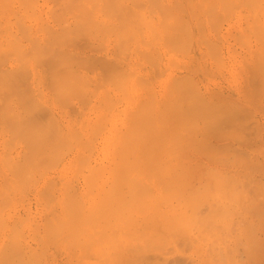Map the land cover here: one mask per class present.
Wrapping results in <instances>:
<instances>
[{"label":"rangeland","instance_id":"1","mask_svg":"<svg viewBox=\"0 0 264 264\" xmlns=\"http://www.w3.org/2000/svg\"><path fill=\"white\" fill-rule=\"evenodd\" d=\"M9 1L10 2H8L6 0H4V1L2 0L0 2V22H1L0 23V46L3 45L2 49L5 50L4 52L1 51L2 53L0 52V85H1L0 86V88H1L0 89V99H1L0 100V111L3 110L4 106L6 107V108L4 107L5 112L3 110L0 113L3 112V114L4 113H5V115L7 114L6 115L7 118H5V119H3V117L5 116L3 114H2L3 115L2 118L0 117V122H1L0 123V193H1L0 194V202L3 200L2 204L0 203V205L3 206V207L0 206V220H4L3 222L2 221L0 222L1 223L0 226H4L6 224H9L11 226V223H12V221L14 223V220H15V222H16V220H19V221L24 220L22 222L20 221L21 225L18 223L19 221L16 222L19 224V226H18V224L17 225L15 224V225L17 226L18 230L20 228L23 231V233H25V240L23 239V236H19L21 233H18L19 235L17 234V232L15 231L16 228L14 229V227L9 226V228H13V230L16 232V233H14L16 236L21 237L19 239H17V237H15V239H14V237H13L14 234L12 235V233L14 231L11 229V231H12L11 232L10 229L7 228L8 225H6L7 227L4 228L5 229L4 231L1 230V229H3V227H1L0 232L2 231V234L0 233V251H3L4 250L3 248H5V253H4V251L0 252V258H1V256L3 257L1 260L7 259L9 261L14 260L17 262L19 260L18 257L19 256L21 257L22 254L21 255L17 254L18 255L17 256L16 253H21V252H23L22 250H24V253L26 252L27 254H23L24 255L23 258L27 259L31 256V255H28L29 253L30 254L34 253L33 256L36 254L35 256L37 257V258L34 257V258H36L35 263L38 262L39 264H78V263L79 264H86V263H84V261L88 262L87 260H91V262L89 261L88 264H91V263L92 264H94V263H97V264H99V263L100 264L101 263L102 264H264V68L262 69V67H264V64H262L263 63L262 61H264V52L261 53L262 49L264 50V45H262V43L260 42V41L264 40V29L262 28V27H264V18H263L264 9L261 6V5H263V7H264V0H263V3H262V1L260 2V0H257L260 2L261 5L256 4L259 2H257L256 0H253V2L255 1L256 3L255 2L253 3V6H255V7L252 6L251 9L248 8L249 7L248 6L249 0H246L247 2H245L243 0L242 1L243 4H241L239 2L240 0H234V2H232L233 0H231L230 2H232V5H230V7H233V8H228L229 5H225V3L227 2L226 0H224V1L222 0L224 2V5L222 4V2H220L221 0L220 1L214 0V2L216 1L215 2L216 7L214 8V11L215 12L217 11V13L219 12L221 15H223L222 18H220V20H218V18H216V16H214V15H213L214 18L213 17L210 18L212 16V13L214 14V11L211 12L214 5L213 4L210 5L209 3H211L213 0H205V1H201V0H186V1L185 0H157V1L156 0H149V1L143 0V5H142L141 0H133V1L132 0H119V2L117 0H115V2L113 4H112V2L110 3V0H108V1L105 0V2L107 1V5H108V3H110V6L112 5L111 8L109 6L107 9H106V5H105L106 3H104V0H97L98 1L97 3H99L100 5L97 4L96 1H94L95 3H93V1H92V3L95 4V8H94V6H92L91 2H87L89 0H82L83 4L82 5L78 4L79 7L77 6V9L74 7H75V5H77V3L81 2V0H79L77 3L75 0H73V1H75L74 5L70 1V3L73 6L72 7L73 8L72 9L73 14L74 13H82L81 8H83V10H85L87 8H88V11L91 10L92 16L95 19L92 16H89V18L92 17L94 19V21L96 22L95 23L93 21V24H95V29L98 28V30H97L98 32L94 29V27L92 29V28H90V26L86 25L84 20L86 19V17H88V15H87V13H84V12H83L84 15L81 14L80 16L83 17V16H85V14L87 16L83 17L84 20L80 18L79 22L81 23V25H80V23H78L79 25L74 26L75 28L74 27L73 28L68 27L69 25H67L68 24L67 22H69V21H70L69 22L70 26H73L74 22L72 23V21H74L73 20L74 17L71 15L72 13L66 12L65 7H62V5H65L64 2L61 3V1H63V0H61L60 2H58L59 0H57V1H55V0H53V1L52 0H37L36 4L33 3L31 5L32 7L29 4V6H30L29 8L26 5L28 3L22 4V3H20L21 1H19V0L18 1L12 0V4H13L12 5V4H10L11 0H9ZM22 1L24 2V0H22ZM112 1H114V0H112ZM116 1L118 2V4H115V3H117ZM136 1H137V3L136 4L134 3L135 5L131 4L132 2H136ZM26 2L31 3V2H33V0L32 1L28 0ZM56 2L62 4V5H60L61 9L65 8L64 12L66 14L65 16L67 18V22L65 21V24H64L63 22L66 19H64L63 21H62V19H60L61 20V21L59 20L60 23H63L62 26H60L61 24L57 23L58 21L54 22L55 19L52 20L53 15L54 14L56 15V13L59 12V9L57 8L58 11L56 10L57 12H54L53 15H51V11L52 10L54 11V9H52L51 7L56 9V7H57ZM65 2H66V0H65ZM207 2H208V4H207ZM2 3H3V5H5V4L6 5L10 4V5H8L7 7L5 5L6 8L3 7L4 9H2L1 8L3 6ZM18 3L20 5V7L18 6ZM84 3H85L87 8H84L85 7ZM154 3H156V5ZM233 3H235V5H233ZM244 3H247V4H244ZM250 3H252L251 0H250ZM54 4H56L55 5L56 7L53 6ZM149 4H151V5H149ZM152 4H154V5L152 6ZM161 4H163L165 7ZM190 4L192 7L190 6ZM23 5H26L27 7L23 6ZM80 5H81V8H80ZM104 5H105V12H107L106 10L109 11V16H108V12L106 13V15L104 14L105 12L103 13L104 7H102V6H104ZM114 5L115 6L118 5L117 6L118 8L120 7L119 5H121V6H123L121 8V10H123V8H125V9L123 10V12L120 10L121 14H118V13H120V12H118L119 9L114 7ZM124 5H125V7H124ZM127 5L130 7H128ZM208 5L211 6V8H209V9H211L210 11H207ZM33 6L35 7V9L33 8ZM141 6L143 7L144 10H142ZM148 6H151V7H148ZM202 6H203V10H202ZM259 6H261L260 8H262L263 13H262V11H260V12L258 11V10H260ZM11 7H13L12 9H14V11H12V12H11V10H12ZM23 7L28 8V11L25 9V12H24ZM68 7H70V6H68ZM113 7H114V9L117 10V13L115 12V10H113ZM158 7H160V8H158ZM223 7H225V8L223 9ZM31 8H32V10H31ZM152 8H154V9H152ZM180 8H183V9H180ZM221 8H222V10H221ZM5 9H7V10H5ZM69 9H71V8H69ZM111 9L114 11V13H116L118 15L117 16L115 14L113 15V12L111 11ZM130 9H133V10H130ZM150 9H152V11H150ZM158 9H160V10H158ZM168 9H170L171 12L173 11V14L178 15L177 17L180 19L179 20L176 19V20H178L179 22L180 21L182 22L183 20L185 21L188 19L186 21V24H185V22L184 23L182 22V24L183 25L188 24L187 27H189L190 28L189 30H191V31L189 32V30H188L187 32L191 33L190 34L192 36L191 40H190V38H191L190 35H189L190 38L186 37L188 34H186L185 32H186V29H188V28L185 26L186 27L185 32L182 31L180 29L182 26L179 25V22H177L174 19L175 15L172 16L173 14H171L172 17L169 18L170 17V15H169L170 11ZM218 9H219V11H218ZM2 10H5L6 12L5 11L2 12ZM74 10H75V12H74ZM77 10H79L81 12H78ZM128 10L131 14L128 13ZM163 10H165L164 12L167 15H165L164 12H161ZM194 10L197 11V14ZM205 10L207 12H205ZM224 10L225 11L228 10L227 13L228 12L229 13L227 14ZM30 11H32V13L35 12L34 13L35 15H33L31 13L32 17L31 16L28 17L30 15ZM193 11L195 12V14ZM28 12H29V14H28ZM110 12H111L112 16L110 15ZM24 13H25V15H24ZM122 13H124V16L127 20H128V17L130 19L131 16L132 17L135 16L137 18V20L134 17L135 21H132L131 23H129V25H127V27L125 25H123L126 28H122L120 25L118 26V24H121V22L119 23V21H118L119 18H121V17H118V16H123ZM127 13H128V17H127ZM256 13H258L257 15L259 17L258 16L257 17L259 19H257ZM132 14H134V15H132ZM149 14H150V18H151V16L153 18V19L151 18V21H150L151 23L147 22L148 21L147 19L149 18ZM245 14H247L248 16ZM15 15L16 16L19 15V20L16 18ZM55 15H54V18L56 17ZM143 15L145 16V18ZM198 15H199V17H195ZM207 15H209V16H207ZM221 15H220V17H221ZM250 15L255 21L257 19L258 22L256 21L257 22L256 24L259 26L260 30L257 29L258 26L255 24V22L253 23V19L250 17ZM38 16H40V19L38 18ZM58 16H60V15H58ZM166 16L169 19H167ZM181 16H182V18H181ZM244 16H245V19L247 18V21H245ZM20 17H22V18H20ZM41 17H43L45 20H41V19H43ZM116 17H118V18H116ZM208 17L210 19H212V21L209 20ZM255 17H256V19H255ZM15 18H16L17 22L15 21ZM59 18H61V17H58L57 19H59ZM123 18L124 17H122L121 20ZM138 18H139V20H138ZM150 18H149V20H150ZM196 18H198V20L200 19V21H201L200 24H198L199 21H196L197 20ZM68 19H69V21H68ZM98 19H99V21H98ZM164 19L167 20V21L165 20V23H164ZM9 20L11 21L10 23L8 22ZM40 20L42 21V25H40V22H41ZM87 20L89 21L90 19H87ZM130 20H133V18H131ZM221 20H222V22H221L222 25L220 24ZM250 20H252V22ZM45 21L47 23H45ZM76 21H75V24H76ZM110 21H111V23H108ZM124 21H126V20H124ZM136 21H137V24H133ZM141 21L142 22L144 21L145 23L143 22V24H142ZM209 21L210 22L216 21L217 24L209 23ZM260 21H261L262 27L259 25ZM18 22H19V24H17ZM20 22H22L26 27L23 26L21 23L23 28L20 29V27H19V26H21ZM82 22H83V24H82ZM101 22H103L105 24H103ZM172 22L176 23V25ZM84 23H85V26H88L86 28H88V30H90L89 32H93L92 34H94V32H95V34H97L100 37H98L96 35L98 38L95 36L93 39V36L90 33H89V35L84 34L87 36H82L83 33H88V32H86V30L85 31L82 30V29H86V28H84L85 26H83ZM148 23L150 24V26L147 25ZM168 23L172 24V26H169L170 24H168ZM201 23L203 24L204 28L202 27ZM218 23L221 26L218 25ZM44 24L49 25L48 30L54 29V30H58L60 33L58 31H56L57 33H55L54 30L53 31L49 30V33H48V31L45 30L48 26L45 27ZM57 24H59V25H57ZM111 24L117 25L116 28H115V26H113V31L116 34H118V36L110 29H108V31L109 30H110L109 32L112 31L111 33H109L107 30H105V31H107V34L103 33L104 30L102 31V28L104 29V27L106 25H109V26H106L105 28H107V27L110 28ZM166 24H168V25H166ZM210 24H213V25H210ZM244 24H246V25H244ZM247 24L249 25V28L251 27L250 29H248ZM90 25H91V23H90ZM131 25H132V27H131ZM214 25L216 26L215 27L216 29L218 28L217 26L221 27V28H219L220 30H218L219 32L217 31L218 33L215 32L216 30L214 28ZM243 25L245 27H243ZM38 26L40 27V29L38 28ZM59 26H60V29H59ZM81 26H83V28ZM96 26H98V27H96ZM136 26H137V28H136ZM139 26L140 27L142 26V28H140ZM174 26L176 28L178 27L177 28L178 30ZM179 26H180V28H179ZM212 26H213V28H212ZM24 27H25V30H24ZM76 27L79 29L77 30ZM155 27H156V30H155ZM159 27H161V28H159ZM68 28H70V29H68ZM71 28L73 30H75L76 32L75 31L73 32V30ZM133 28H136L137 30L142 29L143 33L140 34L142 31L139 30V31H137V34H135L136 31ZM150 28H152V30ZM201 28H203V29H201ZM244 28L247 29L246 30L247 32L244 31L245 30ZM26 30H27V32H25V34H24V31H26ZM38 30H42V31L38 32ZM173 30H175V31H173ZM176 30H177V33H176ZM201 30L202 31L204 30V33H202ZM50 31L52 32V35H53V33H55L54 34L55 37L53 36L54 38H52ZM100 31L102 33H100ZM118 31L121 33L120 36H122L123 39H124V37H126V38L128 37L125 35V33L127 35L128 34L129 35L134 34V35H132L133 38L130 36V39H129L130 41H127L128 40V38H127V40L124 39L125 41L123 40V42H122V41H120L122 39H119L120 36H119ZM152 31L153 32L155 31L154 32L155 34L152 33ZM233 31L236 33L235 35L233 34L234 33ZM252 31H253V33H252ZM61 32H62V34H61ZM71 32H73V33H71ZM77 32L82 33V34L77 35ZM172 32H173V34H172ZM178 32L180 34L182 33L183 36L182 35L179 36ZM258 32H260V33L263 32V33L258 34ZM64 33H65V35H64ZM67 33H68V36H70V37L67 36ZM164 33H166V34H164ZM229 33L232 34V35L230 34V36H232V37L229 36ZM239 33L241 35L243 34L245 36V37L244 36L241 37V35H240L239 38H241L242 42H243V40H246L247 35L250 36V39H249L250 42H247L248 39H247V41H245L247 45H243V44H245V42H243V44H241L240 41H237L239 38L237 39V38L233 37V35L235 37H237L236 36L237 34L239 36ZM13 34H15V35H13ZM152 34H154V36H152ZM201 34L203 35V37H201L202 36ZM217 34H218V36H217ZM24 35H26V36L24 37ZM63 35H64V38H63ZM74 35H75V37H74ZM155 35L157 38L155 37ZM170 35H173V36H170ZM205 35L208 39L205 37ZM66 36H67V38H66ZM159 36H160V38H159ZM169 36L171 39L169 38ZM28 37H30V38H28ZM56 37H58V38H56ZM71 37L76 39V41ZM85 37L87 39H85ZM142 37H143V39H145L148 42L143 40ZM174 37H176V38H174ZM6 38H8V40H6ZM15 38H17L18 40L17 39L15 40ZM34 38L35 39L37 38L38 42H37V40H36V42L39 43L40 46L42 44L48 46L49 43H47V42L53 43V44H50L51 47L49 45V48H52V50L55 52L52 53L51 49L49 50L48 47H44L43 45H42V48L44 47L43 50L41 49V47L39 45L35 46L36 42H34L35 41ZM61 38H63V40ZM152 38H153V40H152ZM184 38H187L186 39L187 41L186 40L183 41ZM202 38L205 39V41L202 40ZM255 38H258V39L256 40ZM9 39L14 43L19 41V42H21V45H23V46H21V45L16 46L15 45L12 47L8 43V41L10 42ZM32 39H34V41H32ZM158 39H160V40H158ZM206 39L208 41H210V44H211V41H212V43L215 41L214 43H215L216 48H217L216 45L219 44L218 46L220 48L218 47L217 49H220V54L214 53V51L216 49L212 50L215 55L216 54L218 55V56L216 55L215 58H212V57H214V55L212 54L211 50H210L211 51L210 53L213 56L211 55V57H210V55L208 54L209 53L208 52L209 46H208V44H206V41H207ZM51 40L52 41L54 40V41L52 42ZM91 40L93 42H91ZM157 40H158V42H156ZM166 40L168 41V43L166 42ZM188 40H190L191 42ZM199 40H200V42H199ZM258 40H260V41H258ZM56 41L57 42L61 41V42L57 43ZM62 41L63 42L69 41V42H67L65 44ZM70 41H71V43H70ZM77 41H78V43H76ZM185 41L187 43H189V42L191 43V45H189L190 48H188V50L186 49L187 44ZM32 42H33L35 47L32 45ZM55 42L57 44H54ZM120 42H122V43L120 44ZM154 42L157 44H155ZM164 42H165V44H164ZM183 42H185V43H183ZM72 43H74V44H72ZM79 43H81V44H83V46L84 45L85 46L81 47V49L79 47H76L78 45L82 46ZM148 43L149 44L153 43V44L149 45ZM162 43H163V45H162ZM91 44L92 45L94 44L93 45L94 47L92 46V48H91ZM116 44H118V46L122 45V47L121 48L119 47V49H118L116 47ZM178 44H179V46H178ZM57 45L58 46L60 45V46L58 47ZM70 45H71V47H70ZM96 45H97V47H96ZM164 45H166V46L169 45L168 46L169 49L167 47H165ZM128 46H130V48ZM181 46H182V48H181ZM56 47H58V48L56 49ZM66 47H67L66 53L68 55H70L71 52L72 53L74 52L73 54L75 57L74 56H73L74 58L71 57L72 53H71L70 57L73 58V60L76 59L75 60L76 63H78L80 61L81 57H83L81 59L84 60L82 62H87L90 59L93 60V61L90 60L91 62H88V66H86L87 65L86 64V65H84V67H82L83 65L78 66L77 64L72 62L73 64L71 63L72 65L69 64V66L75 67V69H73V71L74 70H76L77 72L79 71L80 74H79V72L77 73L76 71L74 74H70L71 69H69L70 72L67 74V75L70 74L68 77L73 76L75 79L78 76V78H80L79 80L81 82H83V80L81 78H83V77H84V79L86 78L84 82H86L88 86H86V83L84 84V82H83L84 85L81 82H77L76 81L78 79L77 78L76 80H74L76 82L73 84V88H71L72 90L75 89L74 85L76 84L75 86H77L78 83H79L78 87H80V86L83 87V89L80 88L79 91H80V93L83 92L82 90H84V92L86 91L85 94L87 95V97L85 95H83V97L85 96L84 99L87 101V103H85V104H81L83 101H85L82 97L80 98L82 100V102L80 99H78L79 97H75V96L80 95V93L79 94L77 93L78 95L73 96L74 93L72 91H68V90H70L68 88L72 87V86H70V84H72L73 82L68 84L70 87L63 86L64 87V89H63L61 87L65 81L62 80L63 83H61L60 82L61 77L59 79L56 78V79H58V83H57L56 79L52 80V78H54V76H56L54 74L59 75V73H57V72H59V69H60V72L63 71V69H64V72L68 70V69H66V68H68V64H67L68 61L66 59L68 55L66 53H64L65 51H63L66 49ZM115 47H116V49H115ZM152 47L155 48L154 49L155 51L158 50L157 53L155 51L150 50V49H153ZM210 47L213 48V44H212V46L210 45ZM136 48H137L138 52L135 53V51H137ZM156 48H158V49H156ZM178 48H181V49H178ZM48 50H49V52H48ZM57 50H59L58 55H56ZM140 50H141V52H140ZM143 50L144 51L146 50V51L143 52ZM185 50H187V52H185ZM43 51H46V53L44 52V54H46V55L43 54ZM60 51H62V52H60ZM149 51L151 52V54ZM59 52H60V54H59ZM139 52H140V54H139ZM158 52H160V53H158ZM47 54H49L48 55L49 58L47 57V59H46L45 56H47ZM147 54H149V56ZM157 54H158V56H157ZM41 55H43V57ZM54 55H56V56H54ZM85 55L88 57H86ZM63 56H64V58L66 57L65 58L66 60L63 58ZM120 56H122V57H120ZM150 56H152L153 58ZM219 56H221V57H219ZM147 57L149 58V60L152 59V61L153 60L155 61V62L153 61V63H154L153 65H152V63L150 64L151 60L149 61ZM216 57H218L219 61L221 60L224 63H221V61H220L221 64L219 65V61L216 59ZM53 58H55L54 61H53ZM59 58H61L62 60L64 59L65 61L64 60L62 61ZM146 58H147V61H146ZM41 59H43V61H45V63H41L42 62ZM49 59H52V61ZM77 59H79V60H77ZM100 59L101 60L104 59L106 61L102 60V65H101ZM107 59L110 61L112 59L113 60L110 62L111 64L110 63L108 64V66L110 65V68L106 67L108 70L106 73V68H103L104 70L102 71L100 66L103 67L104 66L103 64L108 61ZM172 59H174V60L172 61ZM215 59H216V61H214ZM46 60H47V62H46ZM57 60H58V62H57ZM69 60H70L69 62L72 61V59H69ZM94 61H96V64H93ZM174 61L176 63H173ZM49 62H50V64H52L51 62L54 63V65L52 64L53 66L51 65L52 69H50L51 67H50ZM62 62H63V64L66 63V64H64L66 66H64L62 64ZM121 62H123V65ZM125 63H126V65H125ZM172 63L175 66H173ZM41 64H44V65L42 66ZM114 64L115 65L119 64L121 67H123V69L121 68L122 70H120L119 66L117 68L114 67L115 68V72H114V69L111 67V66H115ZM155 64H157V65H155ZM176 64L179 66L176 67ZM182 64H183V66L181 67ZM222 64H224V65L221 66ZM246 64H247V66H246ZM259 64H260V66H259ZM92 65H94V67H91ZM197 65L198 66L200 65L199 68ZM248 65L250 66L251 69L249 68ZM41 66L43 67V70H44L45 66H46L45 68H47V67H50V68H47V70L44 71L45 73H43L42 68H40ZM77 66L79 67V69ZM85 66H86V68L87 67L88 68L90 67L91 69L93 68V71H91L90 68L89 69L87 68L88 70H86ZM105 66H107V64ZM142 66H145L146 68L142 67ZM214 66H216V67H214ZM61 68H63V69H61ZM238 68H240V69H238ZM53 69H54V71H53ZM118 69H119V72L123 71L125 73L127 71V75L129 74L128 79H127V76L125 78L123 77L124 79H127L126 80L127 81L126 87H128V88H126V89L124 87L125 83L122 82V81H125L122 78V76L123 75L125 76V74L122 75V72H120V74H119ZM259 70H261V71H259ZM128 71H130V73L132 75L130 73H128ZM251 71L253 72L252 74H250ZM101 72H104V73H101ZM108 72H110L109 73L110 77L104 75V74L107 75ZM116 72L118 74H116ZM155 72L156 73L158 72V74H155ZM238 72H240V73L238 74ZM262 72H263V74H262ZM14 73H16L17 75H15ZM254 73H256V75ZM258 73L260 75L259 77L257 75ZM12 74L15 75L16 79L14 78V80H13L12 77L14 75L11 77ZM45 74H48V75H45ZM64 74H66V73H64ZM64 74H63V76H64ZM75 74H76V76H75ZM248 74L250 75V78H252V79L249 80ZM50 75H51V78L49 80ZM60 75L62 76V74H60ZM120 75H122V76H120ZM184 75H190L191 79H193V81H194V82L192 81V85H190L191 81H189L191 79L187 80L188 77L186 79ZM9 76L11 77V79ZM46 76H48V78H46ZM103 76H105V77H103ZM129 76L131 78H129ZM173 76H174V78H176L177 76L178 77L180 76V78L182 77L180 79L182 82H180V80H178L179 78L174 79ZM255 76H257V77H255ZM68 77L64 80H66V81L69 80ZM183 77L185 80H187L189 82L190 86L187 85L188 82L187 81L185 82ZM106 78H108V79L111 78V81L107 80L110 83H107ZM136 78L137 79L141 78V79L136 80ZM258 78H259V80H257ZM5 79H7V80L9 79L8 83L12 84V82H13L14 85H17L16 87H18V88H16V90L18 89L21 93L20 95H18L19 93L17 94V92H18V90H17V92H16V94L18 96L17 98L19 99L22 95L21 98L23 100L20 99V102L21 101L24 102V99H25V103H23V102H22V104L20 103L21 105H23V107H21L19 104H17V103H19V100L17 101L16 94H15V97L11 96L12 94L10 95V97H7V95H9L10 93H15V91L10 90L11 92L9 94H7L8 92L3 90L4 86L9 85V84L7 85V83H5V82H7V80L5 81ZM116 79H118L120 81L122 79V81L120 83H123L124 86H122V84L120 85V83ZM172 79H174L173 84H175L176 80H177V84H175L177 86L172 85ZM200 79H201V81H200ZM15 80H17L16 81L17 83L14 82ZM18 80H20V82ZM70 80H72L71 77H70ZM103 80L107 84L104 83ZM113 80H116L117 82L115 83V81L113 82ZM146 80H148V82ZM253 80L257 83H255ZM52 81L55 83L53 84ZM137 81L141 82L142 84L140 83V85H139ZM251 81H253V83H254L253 87H252V85H250V84H252ZM260 81L262 82L261 84H260ZM68 82L69 81H67V83ZM88 82H89V84H88ZM149 82L151 85H153L152 87L155 88L154 90L152 88V91L153 92L155 91L154 100L151 98V97H153V95H152L153 92L148 94L149 92L147 93V90L144 91L145 90L144 88L147 85H148L147 86L148 90H151V88L149 89V87L151 85L149 86V84H147ZM56 83L58 86L56 85ZM67 83H64V84L67 85ZM101 83H102V85H100ZM178 83H179V85H178ZM180 83H182V84H180ZM194 83H195V85L199 86L200 91L196 90L197 86L194 87V89L192 88ZM19 84H21L22 86H19ZM48 84L52 85V86L50 85L51 88L57 87L58 91L60 90L59 88H61V90L63 89L64 92L66 91L65 89H67V92H72L73 95L71 93H69V94H71V96L73 98V100L71 99V101H73L74 103H69L70 102L69 100H68V102H66L65 100L68 97L65 96L66 97V99H65V97L63 95V96H61V99L64 98V100H62L61 103L64 104L63 103V101H64L65 105L58 104V103H60L61 99L58 100V97H55V94H56L55 92L57 90H55L56 88L55 89L53 88V90L50 89V86ZM90 84H91V86H90ZM95 84L97 86H98V84L100 85V86H98V88H96L97 89L96 91L94 88V87H96ZM145 84H147V85L145 86ZM262 84H263V86H262ZM93 85H95V86L93 87ZM113 85H115V86L113 87ZM142 85L144 88L142 87ZM181 86H183V87H181ZM258 86H260L259 87L260 89L257 90ZM13 87H15V86H13ZM78 87H77V89H78ZM119 87H124L123 89H125L128 93L125 91V93L123 94L121 91L122 88L120 89ZM174 87L178 88V89H176L177 93H176V90L174 89ZM39 88H40V90H39ZM117 88H119V89H117ZM185 88L188 89V91ZM190 88H191V90H190ZM10 89H12V88H10ZM22 89L27 90V91H23ZM168 89L169 90L172 89V92L171 93L169 92L170 95H169V93H167V91H169ZM183 89H184V91H183ZM51 90H52V92H51ZM179 90L181 92L183 91L182 94L187 92L186 93L187 95L184 94L185 95L184 96L181 94L182 95L181 96L179 93L180 92ZM73 91H75V90H73ZM94 91L96 92V94H94ZM27 92L32 97L35 98V101H37L36 103H39V105H41V107H40L41 109H42V104L44 105L43 107H45V108H43L42 110L39 109V110H41V112L43 110L46 111V109L48 108L49 110L52 111L53 114H51V115L53 117H51V116L43 117L45 114H46L45 116L49 115V114H47L49 111H46V112L43 111L44 113L43 112L42 113L37 112V116H36L35 111H38V110L32 108L33 104L31 106H29V103L30 104L32 103L33 98H31V96ZM40 92L42 94H40ZM64 92L60 91V93H64ZM92 92L94 95H92ZM108 92H109V94H106ZM123 92H124V90H123ZM194 92H195V94H194ZM25 93L28 94V96H30V98L32 100L29 99L28 96L25 97V95H24ZM52 93H54V95ZM145 93H147V94H145ZM66 94H68V93H66ZM125 94L128 96H126ZM175 94H176V96H177V94L180 95V96L178 95V97H177V101L179 100L178 102H180V103H177L176 100H173V98H176ZM200 94H202V95H200ZM23 95H24V98H23ZM50 95H51V97H49ZM57 95H58V92H57ZM129 95L132 96V98ZM167 95H169V96H167ZM58 96H60V94ZM71 96H69V98ZM188 96L189 97L194 96L195 99H193L194 97L188 98ZM198 96H200V97H198ZM54 97L57 99H55ZM88 97L90 99H88ZM102 97L104 99H106L107 102ZM202 97L205 99L206 102H203ZM101 98H102V100H101ZM170 98H171V100L174 101L173 103L174 104L176 103V104L174 105L171 102V103H169V104H171L169 107H164V108L169 109V110H166V111H168L166 116L167 115L168 116L172 115V117L174 116L172 118L173 120H171V118L169 117V119L171 120V123L175 122L173 124H175L177 126H178V124H176V123H179L180 125H182L181 127L174 126L171 123L169 125V122H170L169 120L160 121L162 119L161 118L162 115H159L158 113L161 112L160 109L161 110L164 109V108H162L163 105L161 102L164 101L163 103H165V100L168 101V100H170ZM181 98L183 100L186 99L185 101H186L187 106L189 104L188 107L191 106V108L186 107V104L184 103V101L183 102L180 101ZM199 98L200 99L202 98L201 99L202 101L201 100L199 101L198 100ZM7 99H8V103L10 102V105H12L15 112L17 111L18 108L21 107V109H18V111H17V112H20L19 110H21V114L15 113L16 115L17 114L19 115V116H17L18 118L16 117V115L14 113H13L14 114L13 116L12 115L8 116L9 112L11 111L10 110L11 108H8L6 106V103H7L6 100ZM9 99H13V100L9 101ZM108 99H109V101H108ZM77 100H79V101H77ZM99 100H101V102ZM132 100H133V102H130ZM140 100L142 103H143V101L146 102L147 100H149L148 101L149 104L153 103L152 105H154V109H150L151 105L149 106V104L146 105V103H143V105H142V107L144 106L143 107L144 109L147 107H148L147 108L148 110L150 109L149 111L146 109L147 112L150 114L149 115L146 112L147 119H149V120L146 119V116H144V119H143L144 114L142 115L141 112L145 113V111L143 110V108L141 106H140L141 111L139 109L140 116L138 114V111H136V109H138L139 104L141 103ZM150 100H151V102H150ZM189 100H191V101H189ZM193 100L194 101L198 100V101L194 102ZM28 101H30V102H28ZM56 102H58V103H56ZM109 102H110V104H108ZM168 102H170V101H168ZM168 102H167V105H168ZM191 102H193V103H191ZM14 103H16L17 105ZM181 103H184V104H182L183 107L180 105ZM216 103H219V104L216 105ZM101 104L102 105L104 104L105 106H102ZM111 104H114V105H111ZM144 104L146 105V107ZM197 104H199V105L197 106ZM206 104L209 107H211V109H209V111L207 109L208 106H206ZM210 104H212V105L214 104V105L210 106ZM7 105H9V104H7ZM39 105L37 108H39ZM58 105H60V106H58ZM82 105H86V106H82ZM107 105H108V108H107ZM159 105H161V106H159ZM172 105H174V107ZM200 105H202V106H200ZM1 106H2V109H1ZM24 106L27 109L29 106V109L30 108H32V109L31 110L28 109V110L30 112L31 111H33V112L30 113L28 110H26V108ZM109 106H111L112 108ZM199 106L201 107V109ZM170 107L172 110L170 109ZM181 107H182V109H181ZM217 107L219 110L217 109ZM222 107H224L223 108L224 110H222V111H224L225 113H227V111L229 113V111H230V113L225 114L223 112V114H225V115L224 116H223V114L221 115L222 111H220V109H222ZM22 108H24V111L22 110ZM34 108H36V107L34 106ZM73 108H75V111L77 110L78 112H75ZM109 108H111V109H109ZM151 108H153V106ZM174 108H176L177 112H176V110H173ZM205 108L207 109V112H205L206 111ZM213 108H215L216 110ZM70 109H72V110H70ZM190 109H191V111H190ZM198 109L200 112L198 111ZM81 110H83V112ZM130 110L137 112L138 116L134 112L132 115L135 114L134 116H136L138 119L140 117L141 121L143 119V121L141 123L145 124L144 127L147 126L148 123H149L150 127L153 125L152 123H154V125H156V126H154L155 127L154 129H156V130H154L153 128H149V126H147L150 130V133L152 132V130L154 132V133H152L153 135L151 134V137L154 136V134H155V136H158V137L154 138L155 140L153 139V137L148 139V140H153L154 143L157 141L156 148H159V149L155 150V148L153 146V148H154V150H153L152 147L150 146L153 151H156V153L155 152L152 153L153 151L151 152L152 156L154 154V156H153L154 160L152 158V161L148 160L149 157L146 158L145 155H143V154H146L147 156L150 155L149 150H146L149 147L144 148L145 145H144V147L142 146V144H143L142 142L146 141L147 137H146V139L141 138L143 140L141 142L140 141L141 139H139V140L137 139V137H136L137 135L135 133V130H130V127L128 130V131H133L131 133L132 134L134 133L135 136H133L134 134L132 135L131 133L129 134V132L128 133L126 132V130L128 129V126H131L130 122H129L130 118L132 116V115H129V112H131ZM182 110H183V112H182ZM202 110H204L205 114L203 113ZM214 110L216 111V114L213 112ZM7 111H8V113H7ZM22 111H23V113L26 111L25 112L26 115L25 114L23 115ZM51 111H50V113H51ZM150 111H151V113H150ZM79 112H82V113H79ZM169 112H170V114H168ZM197 112H198V114H197ZM232 112H233V115L231 114ZM11 113H12V111H11ZM33 113H34V116H33ZM107 113H108V115H106V116L108 118L106 116H103ZM164 113H165V111L160 113V114H164ZM237 113H238V115H237ZM80 114H81V116H80ZM175 114L177 115L178 118L175 116ZM190 114H191V116H190ZM100 115H102L103 117H101ZM196 115L198 117H196ZM211 115L214 116L215 118H212ZM11 116H12V119L15 116L13 119L14 122L10 118ZM134 116H133V118H134ZM158 116H159V118H158ZM166 116L164 114V116H162L163 119H165ZM186 116H189V117H186ZM218 116L221 118V120L218 119L219 118ZM232 116H233V118H232ZM27 117H28V119H27ZM50 117H51L50 120H52V118H53L55 120V122L57 123V126L55 128H56V130L59 129L57 131H58L59 137L61 136L60 138L58 137V135L56 137L55 133L57 131L55 130V128L54 129L50 128V127H52V126H50V121H49ZM152 117H153V120H151ZM175 117L177 119H179V117H180V120L178 121ZM199 117L202 119H200ZM216 117H218V118H216ZM30 118H32L31 121H30ZM45 118L48 119L49 123L48 122L47 123L49 125L46 123L47 119L45 120ZM97 118H100V120H101V118L103 119L102 120L103 123H101L100 126L105 124L104 127L102 129H99V124H98V127H97L98 131H97V128L95 127L97 132L94 130L95 128H93V130L97 134L96 133L94 134L93 132H87L86 130H89V128L91 129L94 126V124L96 125L98 123L99 119H97ZM137 118L132 119V121H131L132 124L133 123H134V125L136 124L135 127L138 126L137 123L140 122V119L138 121ZM154 118H155V121H154ZM206 118H208V119H206ZM2 119H3V121H2ZM18 119H21V120H19V121H21V123L17 122ZM42 119L45 120V122L44 121L43 122L45 124H47V128H48V126H50L49 128L51 130H49V128L43 129V127L39 126L40 125L39 123L42 122L41 121ZM158 119H160V120H158ZM166 119H168V118H166ZM192 119H193V121H191ZM212 119L213 120L217 119V121L216 120L213 121ZM224 119H226L227 121ZM4 120L6 121V123H5L6 126L4 124V122H5ZM35 120H36V122H35ZM100 120H99V123H100ZM134 120H136L137 123L134 122ZM196 120L198 121V123ZM206 120H207V122H206ZM208 120H210V122ZM7 121H8V123L13 122L10 125L12 127H13V124H16V125H14L15 129H13L14 127L10 128V126L7 125ZM145 121H147V122H145ZM151 121H153V122H151ZM55 122H53V123H55ZM185 122L187 123V126L189 128L186 126H183ZM216 122H218L219 124ZM227 122H228V124H227ZM22 123L24 126L26 123V126L25 127L21 126ZM35 123L37 125L38 124L39 125L38 126L36 125L37 130L34 131V133L36 134V132H37V134H39L42 130H44V132L40 133L39 134L40 136L36 134L37 135L36 137H34L35 134L32 133V136H33V138H32L31 133L29 131L30 130L29 127L31 128V130L33 132V130L36 129V126L34 125ZM42 123H41V125H42ZM53 123H52V125H53ZM191 123H192V125L190 126ZM143 124H142V126H143ZM193 124H194V128H193ZM139 125H140V123H139ZM114 126L117 128L119 127L118 128L119 131H118V129L116 130V128H114ZM225 126H227V127H225ZM39 127H41V131L38 132V130L40 129ZM132 127L133 126H131V128ZM135 127H134V129H135ZM138 127L140 128L141 126H138ZM138 127H136V130ZM174 127H177V128H174ZM205 127L208 128V130ZM223 127H225V128H223ZM121 128H122V130L125 128V130H123V131L126 132L127 135H125L126 133L123 134V131L121 130ZM162 128L164 129V132L162 131L160 133V130ZM215 128H218V129L216 130ZM231 128H232L233 132L230 130ZM8 129L11 132H13L12 135L16 132L14 134V136L10 135V132L8 131ZM23 129H25V131H26L25 133L23 132L24 131ZM186 129H188V130H186ZM189 129L190 130L193 129V130L189 131ZM222 129L224 130L223 133H222ZM14 130H15V132H14ZM54 130L56 132H54ZM141 130L142 129H139V131H141ZM210 130H212L213 132ZM226 130H230V132H232V133H228V131H226ZM139 131H138V133H140ZM158 131L160 134H158ZM20 132H22V133H20ZM47 132H48V134H47ZM71 132H73V134L75 133V136H77L79 134L80 136L78 135L77 137L79 139H81L80 140L81 142L78 141L76 143V140L78 138L75 137ZM116 132H119V133L117 134ZM145 132H146V130H145ZM172 132H174L173 134L175 136L177 135L176 138L173 136ZM19 133L21 135L20 137H19ZM44 133L47 137V138L45 137V139L43 137V136H45V135H43ZM89 133H92L93 136ZM150 133H149V135H150ZM179 133H182V134H179ZM121 134L125 135V137H123L124 139L122 138L123 141L125 139L127 140L126 137H128V139L130 141H127V142L124 141L123 143L121 142L122 144L118 143L119 147H122L120 145H124V144L126 146V143H128L127 145H128V149H129L130 148L129 145H131L133 142L134 143V145H133L134 149H136V150L141 149L140 152L143 151L142 149L145 150V153H142L143 156L141 155L140 152H138L136 150L134 153H132L133 151L131 152V154H133L132 155L133 159H135V158L137 159L139 157V159L141 160L139 163H138L139 159L137 162H136V159L134 160L136 163H138L137 167H136L135 163L134 164L132 163L133 159L130 158V157H132L131 155H129L130 153L128 154L126 150L124 151L126 153V155L128 154V157H127L124 155L125 153H123V151H122V149L123 148L126 149L127 146L122 147L121 151H122L124 157L122 156L121 158H124V160H126L125 157L128 158V160L123 161V162L127 163V161H129V159H132V161H130V163H132L134 166V167H129L128 169H125V170H128L127 172L129 173L128 175H127V173H126V175L124 174L125 177L128 176L129 180L126 177V181L128 180L127 182H129V183L126 182V185L123 183L124 186H119V184H121L119 182L123 178L125 179V177H123V176H122L123 178L118 177L119 175L122 174L121 170L123 168L122 165L124 164V163H120L122 159L119 157V154L121 152L118 151V148H116V151H118L120 153L117 152L116 155L118 154L117 155L118 157L114 158V159L117 160V162H119L118 160H120V162H119L120 163V166H119L120 171L119 172H121V174L116 173L117 170L115 171V173H116L115 175L118 177L117 179L119 180L121 178L120 181L118 182V180H117L115 183V181H113V179H111L113 177H111V174H110L113 171L110 170V173H107V171H106L109 169H114V167L112 168V166L114 163L113 161H115L114 159H110L111 158L110 155H112V151H110V150H111V148H112V150H115V149H113L115 147V143H113L111 145V143H109V142L112 140L116 141L117 139H118L117 141H121L120 140L121 136H122ZM229 134L230 135L232 134L233 136L232 135L230 136ZM94 135H96V138ZM116 135H117V137H115ZM141 135L144 136L145 134H141ZM180 135H181V137H179ZM224 135H226L227 137ZM38 136H39V138H38ZM54 136L56 139L53 138ZM172 136L174 138H172ZM40 137L43 140L40 139ZM129 137H131L132 139H130ZM133 137L135 138V140H133L134 139ZM139 137L140 136H138V138ZM159 137L162 138L161 141H160ZM188 137H190V138H188ZM196 137H198L197 140L195 139ZM22 138H23V140H22ZM25 138H26V140L29 139V141H27L26 143H24L26 141V140H24ZM75 138H76V140H75ZM114 138H117V139L115 140ZM143 138H145V137H143ZM201 138L203 140H199ZM17 139H18V143L20 145L17 143ZM30 139H32L33 141H31ZM52 139H54L55 142ZM136 139L138 140V143H137ZM175 139L179 140V142L175 141ZM37 140H39L40 143H38L39 141L37 142ZM49 140H52L53 142L47 144V142ZM131 140H133V141L131 142ZM198 140L201 141L200 146L204 147V150L206 149L205 147L208 146L206 151H204V150L202 151L203 153H199L201 151H199L200 150V148H199L200 142ZM41 141H44V143L43 142L41 143ZM82 141H83V143H85V141L87 142V143H85V146L82 144ZM117 141H116V143H117ZM134 141H136V142H134ZM58 142H59L60 146L57 145ZM63 142H64V145L67 144L66 147L61 146V145H63ZM79 142L83 146L79 145ZM139 142H141V144H139ZM152 142L150 141L149 144L150 143L152 144ZM53 143H56L55 148L54 147H51L54 149L49 148L50 144L52 145ZM129 143H131V144H129ZM135 143L139 144L143 148H140V146L138 147L137 145H136L137 147H134ZM203 143H205V146L203 145ZM210 143L214 145L213 149H211V147L209 148ZM42 144H44V145L42 146ZM118 144H116V146ZM181 144L182 145L185 144L186 147L182 146ZM160 145H162L161 146L162 149H161V147H159ZM163 145H164V147H163ZM191 145H193V146H191ZM194 145H198L199 147L196 149H193V148H195ZM225 145H226V147L229 146L228 147L229 149L224 148L223 146H225ZM27 146L29 148H27ZM41 146L43 147V150H45L46 154L47 155L49 154L48 156L46 154H44ZM45 146H47V147H45ZM52 146H54V145H52ZM179 146H182V147H179ZM187 146L189 147V149H187ZM32 147L34 148V150ZM35 147H36V149H35ZM37 147L39 149L41 148L40 150L42 152L38 151L39 149H37ZM61 147H63V148H61ZM215 147H217L218 149L217 148L215 149ZM219 147H221V148H219ZM131 148H132V145H131ZM133 148H132V150H134ZM49 149H51V150H49ZM55 149H56V153L54 151ZM214 149H215L214 152H216L217 150L219 152L222 151L223 156H222V152H220V154H218V152H216V157H215V153L213 154ZM23 150H25V151L27 150L25 153L26 156L24 155V153H22ZM35 150L39 153H37ZM58 150L59 151L61 150V152H60L61 154L58 153ZM63 150H64V152H63ZM89 150H91V153L89 152ZM106 150H107V152H106ZM225 150H227V152H225L226 154L228 153L227 155L224 153ZM47 151L49 153H47ZM50 151H53V152L50 153ZM129 151H131V149L128 150V152ZM5 152L9 154V155L7 154L9 157L6 156ZM27 152H28V154H27ZM34 152L36 153V155ZM78 152H80V153H78ZM205 152L206 153L209 152L210 154H205ZM30 153L31 154L33 153L35 156H37V157H35L36 158V164H38L39 162H41V163L43 162L44 158L40 160V158H41V156H39L40 153L44 154L42 157H47V158L51 157V158H49V160H51V161H48V159H47V161H45L46 160L45 159L44 163L45 162H47V164L49 163L48 166L50 167L51 164L56 161L50 167V169L53 167L52 170L48 169L47 165H46L47 167L45 166L46 163L45 164L42 163V164H44L43 166L45 168H47L48 170H46L42 166V164H41L42 167L38 166V168H37V165H35L36 168L34 171L37 173L33 172V170L31 168L29 170L27 168L28 165L26 164L27 165L26 166L24 164V162H25V160H28L27 159V157H28L30 160H28V162L27 161L26 162L29 164V162L34 158V155L33 154L30 155ZM77 153L79 154V156L81 158V159L79 158L80 159L79 162H83L82 164L77 161V158H76V155L78 157ZM122 153L120 155H122ZM211 154H212V156L213 155L214 156L210 157ZM179 155L180 156L182 155L181 157H183V158H181V159H183V160L185 159L184 160L185 162L183 160L181 161V159L179 158ZM189 155L192 157H195V158L194 159L189 158L190 157ZM203 155H205V156H203ZM206 155H209V157ZM53 156H56V158ZM74 156L76 159H72V157L74 158ZM112 156L114 157L115 153ZM217 156L219 157V159H216V158H218ZM22 157H25L26 159L22 158ZM207 157L210 159H208ZM37 158L40 161H38ZM57 158H59V160H57ZM18 159H20V160L18 161ZM22 159L24 160V162H22L23 161ZM71 159L73 161H71ZM168 159L170 161H166ZM178 159H180V160H178ZM214 159H215V161H214ZM81 160H83V161H81ZM147 160L150 161L151 163L148 162ZM157 160H159V162ZM20 161L23 164L22 166L24 167V165H25L24 168L27 169L28 173L31 174V176H29V177H32V178H30L29 180L26 179L27 176L24 175L25 172L21 174V172L23 171L24 168L19 167L21 165L20 163H19L18 167L20 169L22 168L21 169L22 171H20L18 169V167L16 168V166H17L16 163L20 162ZM179 161H181L180 167H179ZM70 162H72V163H70ZM147 162L150 165L148 164V166H147ZM153 162L156 164V167H155V164ZM168 162L170 164V167L168 166V164H166ZM78 163H79V165L80 164L81 165L79 166ZM119 163H118V165H119ZM182 163H185V164H182ZM197 163H202V164H200L202 166L199 167V164H197ZM223 163H224V165H223ZM225 163L228 165H226ZM31 164L34 165L35 161H34V163H31ZM106 164H107V166L105 169L104 165H106ZM115 164H116V162H115ZM143 164H144V166H143ZM159 164H161L159 166L160 168L158 167ZM175 164H176V166H175ZM186 164H187L188 168L183 170V165L185 166ZM203 164H206V165L203 166ZM30 165H29V167H30ZM97 165L98 166L100 165L101 168H102V165L104 166L105 170H102V172L104 173L103 176L101 174V171H100V175H97V172L95 171V170H97V168L96 169L94 168V166L97 167ZM108 165H110V166H108ZM126 165L127 164H125V167H126ZM128 165H130V164H128ZM165 165H167V168H168L167 170H169V171L165 170L166 169ZM77 166L79 167V169ZM31 167H32V165H31ZM76 167L78 170L76 169ZM115 167H116V169L118 168L117 164ZM177 167L179 168L178 170H177ZM204 167H205V169H204ZM98 168L100 169V167H98ZM144 168L145 169L147 168V170H144L142 172L141 170H143ZM156 168H159L158 171L156 170ZM184 168H186V167H184ZM195 168H197V170ZM210 168H211V170H210ZM10 169H11V173L13 171H16L18 173V171H19V174H17L15 172V174L17 176L15 175V177H14L13 176L14 173L11 174L9 171ZM25 169H24V171H25ZM92 169H95L94 172H96V173H92L93 172ZM172 169H174V170H172ZM76 170H77V172L75 173ZM153 171H155L154 172L155 174L152 175ZM161 171H163V173H161ZM123 172H124V169H123ZM146 172L150 176V178L146 174ZM28 173H27V175H30ZM39 174L41 176H39ZM68 174H70V175H68ZM113 175L114 174L112 173V176ZM144 175H146V176L144 177ZM86 176L88 178H90V184L93 186H91L90 184H88V185L86 184L89 179L86 182H84V180H86L85 179ZM22 177H26V178L23 179ZM49 178H50L51 182L49 180H47ZM106 179H108L107 183H105L107 181ZM110 179L113 183H115V185L117 183H119L118 186L113 185L111 183ZM161 179H162V181H161ZM48 181H49V183H51V185H50L51 188H49V190H48L49 192L46 190L47 187L43 186V184L45 185L46 182H48ZM91 181L93 183H91ZM95 181H96V184H95ZM133 182L137 183V185H135L136 188H134V186L132 185ZM153 183H155V184H153ZM7 185H9V188ZM86 185L88 187H86ZM147 185H149V186H147ZM140 186H142V187L139 188L140 189L139 190L138 187H140ZM71 187L74 189H72ZM89 187H91V188H89ZM103 187L105 188L104 189L105 191L106 190L110 191L109 189L113 190L112 192H114L115 195L117 193L120 194L117 191H120V192L122 191L121 194H123L124 196L122 195L121 201H122L123 197L126 196L127 198L126 197L125 198L127 200L130 197L129 198L130 202L127 201L126 199H124L128 203L126 201H124V202L122 201L123 202V204H122V202H120V200L117 199V197L115 195H113V196H115L116 199L112 201L113 196H112V194H110L112 192L111 191L108 193L105 192L106 193L105 195H107L106 200L108 197L111 201L107 200L108 201L107 202L106 200H104L105 197H104V199L99 197V198L103 199V201H101V202L102 203L104 202V203L102 204V206H98V207H102V209L100 211H99V209H97L98 211L95 210L96 206L98 205L97 202H100V201H97L96 198L98 197V194L100 195L102 193L101 189L103 190ZM43 188H46L45 189L46 193L48 192V194H50V199L48 198L49 195H47V198H45L46 195L44 193ZM88 188H89V190L92 189L93 191H95L94 193H96V194L92 193V190L89 191ZM128 188H129V190H128ZM42 189H43L44 194L40 195L39 191ZM8 190H9L10 194L8 193ZM72 190H74V192L76 191V195L74 194L75 199L73 198L74 195H72L73 194ZM99 191H100V193H99ZM124 191H130V192H128V194H127V192H124ZM67 192L69 194H67ZM70 192L72 193L71 194L72 196H70ZM97 192H98V194H97ZM118 194H117V196H119ZM6 195L8 196V198ZM68 195L70 197H72L71 199H68V201H67L68 204L72 203L74 201L77 204H75V202H74V203H72V205L70 204L71 207H70V205L68 206L67 202H65V198H66V200H67V198H69ZM95 195H96V197H95ZM133 195H134V197H133ZM4 196H6V197H4ZM100 196H102V195H100ZM22 198H23V200H21ZM131 199L133 202L131 201ZM42 200L44 201V203L42 202ZM117 200H119V202L117 203L118 206L116 205V207H118L120 209L122 208L121 209L122 212H123V210H125L123 212V215L121 214V216H123L121 220H120V218H121L120 214H119V217L116 218L117 214H118V210H116V207H114L113 209L115 211H117V214L114 213V210L111 207H110V209L108 207V206H110L108 203L111 202L112 204L114 203L113 205H115V203H116L115 201H117ZM140 200L142 202H140ZM7 201H8V204H6ZM105 201H106V203H105ZM139 202L141 204H139ZM119 203H120V205H123V206L121 207L119 205ZM124 203L126 204L125 206H124ZM134 203H136V204H134ZM73 205L75 206V208H79L78 209L79 211L75 209L79 215L72 213V214H74V216H73L70 213V211L72 210L71 208H74ZM76 205H78V206H76ZM100 205H101V203H100ZM67 206L71 209L70 211H69ZM124 208L130 209V212L126 211V209H124ZM1 209H3V210H1ZM111 209L113 210L112 211L113 213L111 212L112 214H110ZM120 209H119V211H120ZM51 210L52 211L54 210V211L51 212ZM75 210L73 209L72 211H75ZM49 211L53 214H51ZM76 211H75V213H76ZM100 212H101V214H103L102 217L104 219L106 218L105 220L107 222H104V219L101 217V215H99ZM128 212L131 214H129ZM107 213H109V214H107ZM124 213H126V214H124ZM45 214L47 215V217L44 218ZM54 214H57V216ZM112 215H114V216H112ZM115 215H116V217H115ZM124 215H125V217H124ZM49 216L50 217L53 216V217L50 218ZM54 216L56 218H54ZM129 216L133 217L134 220L133 219L131 220V217H129ZM90 217H92V218H90ZM93 217H97L98 219L95 218V219H97V221H95V220L93 221ZM136 217H137V219H136ZM22 218H24V219H22ZM47 218L48 219L50 218V220L52 219L51 221L54 224L49 220L48 221L46 220L47 223H49V224L52 223L53 227H55V224L57 225L56 226L57 229L56 228L55 229L57 230L56 233L57 232L58 233L56 235H54V233H52L55 230H53L52 232L48 231L49 230L48 228H50V226L46 227L47 225H46L45 219H47ZM87 218L88 219L90 218V220L92 219V221H90V220H89L90 222L86 221ZM109 219H111V221L114 219V221H112V223L108 224V222L110 221ZM99 220H101V221H99ZM123 221L124 222L127 221V222H125V228L126 229H124V222ZM2 223L4 225H2ZM101 223L103 225H105L106 227L103 226ZM104 223H107V224H104ZM93 224H96V225H94L95 226L94 228L91 226ZM15 225H12V226H15ZM52 225H51V227H52ZM107 225H109V226L111 225V227H108ZM120 226H121V228L119 229ZM45 229L47 231H45ZM76 229L78 231H80V233L81 232L83 233V237L81 235L82 233L78 234V237L80 235V239L81 238L83 239V240L82 239L81 240L83 241L84 244L78 243L80 239H78L76 244H75V238L74 237L77 234L75 233L74 234L75 236H74L73 233L75 231H77ZM101 230L109 231V232H111V234H109L106 231H103V234L105 232L107 233V236L109 234L108 238H106L107 236L105 237V234L102 235ZM113 230H115L114 233L116 232L115 236L112 233ZM50 231H51V229H50ZM85 231L87 233L92 234V235H90V237L92 239L90 238L89 241H88V238L86 237L87 233H85ZM97 231H99V232L96 233ZM122 231H124V232H122ZM5 232L8 233V235H6ZM32 232H34L35 234H38L41 237H39L37 235L38 239H35L36 236H34V233H33V235H31ZM47 232H49V233L47 234ZM9 234H11L10 236H12V237H9ZM42 234H44L45 239H44ZM51 235H54L53 238L51 237ZM71 235H73L74 237H72ZM99 235L100 236L102 235L103 237L102 236L98 237ZM110 235L112 236V238H109V237H111ZM32 236H34L35 238L33 237L34 239H32ZM114 237H115V239L113 240ZM12 238H13L12 243H10ZM98 238H100L99 242H98ZM101 238L102 239L105 238L104 239L105 241L102 242ZM72 239H74V240H72ZM17 240H21V241L23 240L22 241L23 243L21 242V245L19 244L20 247L22 246V244L24 246V249L22 246L21 251L19 250L20 249L19 245H18L19 241H17ZM38 240L39 241L41 240V241L39 242ZM93 240H96V241L94 242ZM6 241L7 242L9 241V242L7 243ZM14 241H17V243H15ZM91 242H92V244L95 245L96 249L98 248V250H96L95 247H93L94 245L91 244V246H90L89 243H91ZM106 242H107V245H106ZM9 243H10V245H9ZM13 243H15V244L13 245ZM41 243L45 244L46 247L42 248L44 246H42ZM85 243L89 244L88 246L90 247L89 248L88 246H86L87 251L84 250L85 246L84 247L82 246V245H86ZM100 243H102V244H100ZM103 243H105V244H103ZM67 244L69 245L68 247H67ZM79 244H80V246H79ZM110 244H111V247H110ZM15 245L18 247H16ZM101 245L102 246L106 245V246L105 247L103 246L104 247L103 248ZM6 246H8V247H6ZM9 246L11 247L10 249H9ZM37 246H39V247H37ZM12 247L15 248L16 252L12 251V249H13ZM74 247H75V249H74ZM1 248L3 250H1ZM38 248H40L39 251L37 250ZM7 249H9V251L11 250L13 252L14 255L12 253L10 254V255H12V257H14L13 259H12V257H10V259L8 258L10 255L6 257V255L9 254ZM17 249H18V251H17ZM82 249L84 252L82 254H80V252H82ZM91 249H93V252H94V249L97 252H94V254H88L91 251ZM41 251H43V252L41 253ZM6 252H7V254H6ZM40 253L42 254L43 257L41 256ZM85 253H87L88 255H85ZM90 253H92V251ZM3 254H6V255H3ZM102 254H104V255H102ZM26 255H28V257ZM33 256L30 258H33ZM38 257H40V258H38ZM72 257H73V259H72ZM15 258H16V260H15ZM1 260H0V264L1 263L2 264H5V263L9 264V261L5 260L4 262L3 261L1 262ZM21 260L24 261V259H21ZM80 260H82V261H80ZM92 260H94V261L92 262ZM23 261H21V262H23ZM10 262H12V261H10ZM16 262L15 263L13 262V263L16 264ZM31 262H32L31 260L30 261L28 260L29 264L34 263V261L32 263ZM26 263H27V261L24 264H26Z\"/></svg>","mask_w":264,"mask_h":264},{"label":"bare ground","instance_id":"2","mask_svg":"<svg viewBox=\"0 0 264 264\" xmlns=\"http://www.w3.org/2000/svg\"><path fill=\"white\" fill-rule=\"evenodd\" d=\"M1 1H2V0H1ZM1 1H0V2H1ZM3 1H4V0H3ZM6 1L10 2L9 0H6ZM15 1H16V0H15ZM17 1H18V0H17ZM19 1H21L20 3H22V4H26V3H28V4H26V5L28 6V8H29L33 3H35V4L37 3V0H33V2H31V3H30V2H26V1H28V0H24L25 3H24L22 0H19ZM29 1H32V0H29ZM52 1H53V0H52ZM55 1H57V0H55ZM60 1H61V0H59L58 2H60ZM68 1H69V2H68ZM68 1H67V0H66V2H65V0L61 1V3L64 2L65 5H62V4L58 3V2H56L57 7L55 6L56 4L53 5L54 7H56V9L53 8V7H51L52 9H54V11H53V10L51 11V10L49 9V10L51 11V15H53L54 12H57V11H58L57 8L59 9V12H57L56 15L54 14V15L56 16L55 18H54V15H53V17L51 16V17L53 18L52 20L55 19L54 22H55V21H58L57 23L61 24L60 26H62L63 23L65 24V21L67 22V18H66V16H65L66 14H65V12H64V10H65V8H66V12L72 13L71 15L74 17V19H73L74 21H72V23L74 22L73 26H70V24H69L70 21H69V19H68V21H69V22H67V23H68L67 25H69L68 27H72V28H73V27L76 26V25L78 26V25H79L78 23H80V22H79V21H80V18L84 20L83 17H86V16L88 15V17H86V19H85L84 21H85L86 25L90 26V28L93 29V27H94V29H95V24H93V21H94L95 18L92 16V12H91V10L88 11V8L86 7L85 3H84V5H85L84 8H87V9L83 10V8H81V5L83 4L82 0H81L82 3H81V2L77 3L79 0H75L76 3H77V5H75L74 8L77 9V6L79 7L78 4H81V5H80V8L82 9V13H74V14H73V10H72V9H73V8H72L73 6H72V4L74 5L75 1H73V0H68ZM70 1H71L72 4L70 3ZM92 1H93V3H95L94 1H96V3H97L98 1H97V0H91V1L89 0V1H87V2H91L92 6H94V8H95V4H93ZM107 1H108V0H107ZM107 1L105 2V0H104V3H106V4H105V5H106V9L110 6V3H111V2H112V4L115 2V0H114V1L110 0V3H108V5H107ZM117 1L119 2V0H117ZM117 1H116V2H117ZM132 1H133V0H132ZM141 1H142V5H143V0H141ZM148 1H149V0H148ZM156 1H157V0H156ZM156 1H155V2H156ZM185 1H186V0H185ZM201 1H205V0H201ZM219 1H220V0H219ZM223 1H224V0H223ZM223 1L221 0L220 2H222V4L224 5V2H223ZM226 1H227V2L225 3V5H229L228 8H233V7H230V5H232V2H234V0H233L232 2H230L231 0H226ZM242 1H243V0H240L239 2H240L241 4H243ZM244 1L247 2L246 0H244ZM251 1H252V3H250V0H249V2H248V6H249L248 8H250V9H251V7L253 6V3L255 2V1L253 2V0H251ZM256 1H257V0H256ZM261 1H262V3H263V0H260V2H261ZM67 2H68V3H67ZM118 2L115 3V4H118ZM199 2H200V1H199ZM210 2H211V1H210ZM215 2H216V1H215ZM215 2H214V0H213L211 3H209L210 5L213 4L214 6L212 5L213 8H212V10H211V9H209V8H211V6L208 5L207 11H210V10H211V12L214 11V8L216 7ZM257 2H259V1H257ZM260 2H259V3H256V2H255V3L261 5ZM5 3H6V2H5ZM5 3H4V4H5ZM122 3H123V2H122ZM134 3L136 4L137 1H136V2H132L131 4H134ZM200 3H201V2H200ZM200 3H199V4H200ZM10 4H12V0H11V3H10ZM10 4H8V5H10ZM22 4H21V5H22ZM29 4H30V6H29ZM58 4H59V5H58ZM97 4H99V3H97ZM97 4H96V5H97ZM124 4H125V3H124ZM135 4H134V5H135ZM154 4L156 5V3H154ZM154 4H152V6H153ZM179 4H180V3H179ZM201 4H202V3H201ZM201 4H200V5H201ZM207 4H208V2H207ZM216 4H217V3H216ZM222 4H221V5H222ZM236 4H237V3H236ZM244 4H247V3H244ZM2 5H3V3H2ZM2 5H1V6H2ZM5 5H6V4H5ZM5 5H3L1 8L4 9L3 7H5ZM8 5H6V7H7ZM12 5H13V4H12ZM26 5H23V6H26ZM60 5H62V7H65V8H64V9H63V8L61 9ZM67 5L70 6V7H68ZM99 5H100V4H99ZM102 5H103V4H102ZM105 5L102 6V7H104V10L102 9V10H103V13L105 12ZM125 5H126V4H125ZM125 5H124V7H125ZM149 5H151V4H149ZM161 5H163V4H161ZM165 5H166V4H165ZM221 5H220V6H221ZM233 5H235V3H233ZM18 6L20 7L19 3H18ZM27 6H26V7H27ZM58 6H59L60 8H59ZM97 6H98V5H97ZM97 6H96V7H97ZM111 6H112V5H111ZM111 6H110V8H111ZM117 6H118V5H117ZM117 6L114 5V7L118 8ZM119 6H120V7L118 8V9H119L118 12H120V13H118V14H121V11L123 12V10H124L125 8H123V10H121V8H122L123 6H121V5H119ZM127 6H128V5H127ZM158 6H159V5H158ZM163 6H164V5H163ZM190 6H191V4H190ZM246 6H247V5H246ZM261 6H262V8L264 9L263 5H261ZM261 6H259V8H260ZM6 7H5V8H6ZM31 7H32V6H31ZM102 7H101V8H102ZM114 7H113V10H115V12L117 13V10L114 9ZM128 7H130V6H128ZM141 7H142V6H141ZM148 7H151V6H148ZM156 7H157V6H156ZM164 7H165V6H164ZM164 7H163V8H164ZM191 7H192V6H191ZM221 7H222V6H221ZM225 7H226V6H225ZM225 7H223V9H224ZM234 7H235V6H234ZM253 7H255V6H253ZM9 8H10V7H9ZM12 8H13V7H11V9H12ZM21 8H22V7H21ZM28 8H24V7H23V11L25 12V9L28 11ZM33 8L35 9L34 6H33ZM69 8H71V9H69ZM97 8H98V7H97ZM138 8H139V7H138ZM158 8H160V7H158ZM163 8H162V9H163ZM174 8H175V7H174ZM262 8H260V10H258V11H259V12L262 11V13H263ZM34 9H33V10H34ZM98 9H99V8H98ZM152 9H154V8H152ZM152 9H150V11H152ZM175 9H176V8H175ZM180 9H183V8H180ZM208 9H209V10H208ZM252 9H253V8H252ZM255 9H256V8H255ZM257 9H258V8H257ZM5 10H7V9H5ZM5 10H2V12L5 11ZM8 10H9V9H8ZM19 10H20V9H19ZM31 10H32V8H31ZM56 10H57V11H56ZM62 10H63V11H62ZM67 10H68V11H67ZM69 10H70V11H69ZM71 10H72V11H71ZM94 10H95V9H94ZM100 10H101V9H100ZM100 10H99V11H100ZM113 10L111 9V11L113 12V15L115 14V15L117 16L118 14L114 13ZM120 10H121V11H120ZM130 10H133V9H130ZM142 10H144L143 7H142ZM148 10H149V9H148ZM158 10H160V9H158ZM168 10L170 11V12H169V15H170L169 18H171L172 16L175 15V17H176V18L174 17L175 20H176V19H178V20L180 19V18L177 17V16H178L177 14H173V11L171 12L170 9H168ZM168 10H167V11H168ZM191 10H192V9H191ZM195 10H196V9H195ZM195 10H194V11H195ZM202 10H203V6H202ZM215 10H216V9H215ZM221 10H222V8H221ZM228 10H229V9H228ZM228 10H227V11H228ZM9 11H10V10H9ZM12 11H14V9H12L11 12H12ZM16 11H17V10H16ZM77 11H78V12H81V11H79V10H77ZM85 11H86V12H85ZM106 11L108 12V16H109V11H108V10H106ZM125 11H126V10H125ZM134 11H135V10H134ZM154 11H155V10H154ZM164 11H165V10H163V11H161V12H164ZM182 11H183V10H182ZM184 11H185V10H184ZM194 11H193V12H194ZM207 11L205 10V12H207ZM218 11H219V9H218ZM224 11H225V10H224ZM227 11H225V12L227 13ZM5 12H6V11H5ZM5 12H4V13H5ZM18 12H19V11H18ZM63 12H64V13H63ZM74 12H75V10H74ZM83 12H84V13H87V15L85 14V16L82 17V16H80V15H81V14L84 15ZM89 12H90V13H89ZM107 12H105L104 14L106 15ZM132 12H133V11H132ZM195 12H196V14H197V11H195ZM195 12H194V14H195ZM253 12H254V11H253ZM31 13H32V11H30V15H29L28 17H30V16L32 17ZM34 13H35V12H33L32 14L35 15ZM59 13H60V14H59ZM62 13H63L64 15H63ZM69 13H68V14H69ZM88 13H89V14H88ZM125 13H126V12H125ZM128 13L131 14V13L129 12V10H128ZM128 13H127V17H128ZM135 13H136V12H135ZM138 13H139V12H138ZM164 13H165V12H164ZM209 13H210V12H209ZM209 13H208V14H209ZM228 13H229V12H228ZM228 13H227V14H228ZM13 14H14V13H13ZM19 14H20V13H19ZM28 14H29V12H28ZM61 14H62V15H61ZM68 14H67V15H68ZM75 14H76V15H75ZM171 14H173V15L171 16ZM210 14H211V13H210ZM219 14H220L219 12L217 13V11H216V12L214 11V14L212 13V16L210 15V16H211L210 18H212V17L214 18V16H216V18H218V20H220V18H222L223 15L220 14V15H221V17H220ZM252 14H253V13H252ZM252 14H251V15H252ZM257 14H258V13H256V17L258 16ZM260 14H261V13H260ZM20 15H21V14H20ZM22 15H23V14H22ZM24 15H25V13H24ZM58 15H60V16H58ZM74 15H75V16H74ZM102 15H103V14H102ZM110 15H111V12H110ZM122 15H123V16H118V17H121V18L124 17L123 19L126 20V21H124L123 19L121 20V18H119L118 21H119V23L121 22V24H118V26L120 25L122 28H126L127 25H129V23H131L132 21H135V19L137 20V18H136L135 16H134L135 19H134V17L131 16L130 19L133 18V20H130L129 17H128V20H127V19L125 18V16H124V13H122ZM132 15H134V14H132ZM136 15H137V14H136ZM139 15H140V14H139ZM165 15H167V14L165 13ZM165 15H164V16H165ZM185 15H186V14H185ZM213 15H214V16H213ZM243 15H244V14H243ZM245 15H247V14H245ZM251 15H250V17H251ZM253 15H254V14H253ZM263 15H264V14H263ZM3 16H4V15H3ZM8 16H9V15H8ZM15 16H16V15H15ZM62 16H63L64 18H63ZM89 16H92L94 19H93L92 17L89 18ZM111 16H112V15H111ZM111 16H110V17H111ZM143 16H144V15H143ZM164 16H163V17H164ZM207 16H209V15H207ZM247 16H248V15H247ZM260 16H261V15H260ZM5 17H6V16H5ZM23 17H24V16H23ZM26 17H27V16H26ZM58 17H61V18L57 19ZM95 17H96V16H95ZM118 17H116V18H118ZM166 17H167V16H166ZM183 17H184V16H183ZM195 17H199V15H198V16H195ZM256 17H255V19H256ZM258 17H259V16H258ZM258 17H257V19H259ZM16 18L19 20V15L16 16ZM16 18H15V21H16ZM20 18H22V17H20ZM38 18L40 19V16H38ZM41 18H43V17H41ZM113 18H114V17H113ZM116 18H115V19H116ZM139 18H140V17H139ZM139 18H138V20H139ZM144 18H145V16H144ZM149 18H150V14H149ZM149 18L147 19V20H148L147 22L151 23L150 21H151L152 16H151L150 20H149ZM164 18H165V17H164ZM169 18L167 17V19H169ZM181 18H182V16H181ZM210 18L208 17V19L212 21V19H210ZM216 18H215V19H216ZM251 18H252V17H251ZM263 18H264V16H263ZM28 19H29V18H28ZM60 19H62V21H63L64 19H66V20H64L63 23H60V21H61ZM87 19H90V20L92 19V20H91V21H90V20L88 21ZM152 19H153V18H152ZM183 19H184V18H183ZM196 19H197L196 21H199L198 24H200V22H201L200 19H199V20H198V18H196ZM215 19H214V20H215ZM244 19H245V16H244ZM252 19H253V18H252ZM257 19H256V21H257ZM41 20H45V19L43 18V19H41ZM41 20H40V21H41ZM59 20H60V21H59ZM76 20H77L78 22H77ZM86 20H87L88 22H87ZM141 20H142V19H141ZM145 20H146V19H145ZM165 20H166V19H164V23H165ZM178 20H176V21L179 22ZM181 20H182V19H181ZM187 20H188V19H187ZM187 20H185V21L183 20L182 22H183V23L185 22V24H186V21H187ZM242 20H243V19H242ZM5 21H6V20H5ZM75 21H76V24H75ZM81 21H82V20H81ZM84 21H83V22H84ZM98 21H99V19H98ZM98 21H97V22H98ZM122 21H123L124 23H123ZM128 21H129V22H128ZM153 21H154V20H153ZM166 21H167V20H166ZM245 21H247V18L245 19ZM250 21L252 22V20H250ZM256 21L253 19V23L255 22V24H256V23L258 22V21H257V22H256ZM8 22L10 23L11 21L9 20ZM16 22H17V21H16ZM22 22H23V21H22ZM22 22H20V25H21ZM83 22H82V24H83ZM94 22H95V21H94ZM141 22H142V21H141ZM143 22H144V21H143ZM143 22H142V24H143ZM174 22H175V21H174ZM174 22H172V23H174ZM182 22H181V21L179 22V25L182 26L181 28H180V26H179V28H180L182 31L185 32V29H186V27H187L188 24H187V25H183ZM221 22H222V20L220 21V24L222 25ZM0 23H1V22H0ZM45 23H47V22L45 21ZM85 23H84L83 26H85ZM88 23H89V24H88ZM90 23H91V25H90ZM95 23H96V22H95ZM101 23H103V22H101ZM101 23H100V24H101ZM108 23H111V21L108 22ZM108 23H107V24H108ZM125 23H126V24H125ZM127 23H128V24H127ZM139 23H140V22H139ZM144 23H145V22H144ZM149 23L147 24L148 26H150ZM188 23H189V22H188ZM209 23L217 24L216 21H214V22H210V21H209ZM17 24H19V22H18ZM59 24H57V25H59ZM103 24H105V23H103ZM133 24H137V21H136L135 23H133ZM168 24H170V23H168ZM168 24H166V25H168ZM174 24L176 25V23H174ZM213 24H210V25H213ZM220 24L218 23V25H220ZM22 25L25 26L23 23H22ZM22 25H21V26H22ZM30 25H31V24H30ZM40 25H42V21L40 22ZM40 25H39V26H40ZM44 25H45V27L48 26V27L45 29L46 31H48V33H49V30H51V31L54 30V29H49V30H48L49 25H48V24H47V25L44 24ZM67 25H66V26H67ZM71 25H72V24H71ZM80 25H81V23H80ZM93 25H94V26H93ZM123 25H125L126 27L123 26ZM155 25H156V24H155ZM201 25H202V27H203V24H202V23H201ZM221 25H220V26H221ZM244 25H246V24H244ZM244 25H243V27H245ZM247 25H248V24H247ZM256 25H257V24H256ZM259 25L261 26V21H260V24H259ZM21 26H19L20 29L23 28V26H22V27H21ZM39 26H38V28L40 29ZM60 26H59V29H60ZM83 26H81V27L83 28ZM88 26H85L84 28H86V27H88ZM91 26H92V27H91ZM98 26H99V25H98ZM98 26H96V27H98ZM106 26H109V25H106ZM106 26H105V27H106ZM111 26H112V27H111ZM111 26H110V28H109V27H107V28L104 27V29L102 28V31L104 30L103 33H104V34H107L108 29H110V30L113 31V26H115V28L117 27L116 24H114V25L111 24ZM133 26H134V25H133ZM145 26H146V25H145ZM151 26H152V25H151ZM158 26H159V25H158ZM158 26H157V27H158ZM169 26H172V24H170ZM183 26H184V27H183ZM185 26H186V27H185ZM220 26H217L218 28L216 29V28H215L216 26L214 25V28H215V30H216L215 32H217L218 30H220V29H219V28H221ZM253 26H254V25H253ZM257 26H258V25H257ZM4 27H5V26H4ZM25 27H26V26H25ZM25 27H24V30H25ZM41 27H42V26H41ZM45 27H44V28H45ZM81 27H80V28H81ZM100 27H101V26H100ZM131 27H132V25H131ZM139 27H140V26H139ZM153 27H154V26H153ZM174 27H175V26H174ZM198 27H199V26H198ZM247 27H248V29L251 28V27L249 28V25H248ZM261 27H262V26H261ZM6 28H7V27H6ZM44 28H43V29H44ZM66 28H67V27H66ZM72 28H71V29H72ZM74 28H75V27H74ZM76 28H77V27H76ZM136 28H137V26H136ZM136 28H133V29L136 31L135 34H137V31H139V30L142 31V29H138V30H137ZM140 28H142V26H141ZM148 28H149V27H148ZM159 28H161V27H159ZM159 28H158V29H159ZM169 28H170V27H169ZM175 28H176V27H175ZM177 28H178V27H177ZM177 28H176V29H177ZM187 28H188V29H186V32H185V33L188 34V35H187L186 37L190 38V36H191L190 34H191V33H188V32H187L190 28H189V27H187ZM203 28H204V27H203ZM203 28H201V29H203ZM212 28H213V26H212ZM262 28L264 29V27H262ZM63 29H64V28H63ZM68 29H70V28H68ZM78 29H79V28H77V30H78ZM100 29H101V28H100ZM150 29L152 30V28H150ZM173 29H174V28H173ZM198 29H199V28H198ZM244 29H245V28H244ZM257 29H259V26H258ZM257 29H256V30H257ZM45 30H44V31H45ZM65 30H66V29H65ZM72 30H73V29H72ZM82 30H83V31L86 30V32H88V33H83V34H82V33L77 32V35H78V34H82V36H87V35H89V33H90V34L93 33V32H89L90 30H88V28H86V29H82ZM82 30H81V31H82ZM95 30L97 31L98 28L95 29ZM95 30H94V31H95ZM105 30H107V31H105ZM110 30H109V31H110ZM128 30H129V29H128ZM155 30H156V27H155ZM159 30H160V29H159ZM165 30H166V29H165ZM177 30H178V29H177ZM177 30H176V33H177ZM246 30H247V29H245L244 31H246ZM254 30H255V29H254ZM254 30H253V31H254ZM259 30H260V29H259ZM41 31H42V30H38V32H41ZM51 31H50V33H51V35H52V32H51ZM54 31H55V33H57L56 31H58V30H54ZM74 31H75V30H73V32H74ZM83 31H82V32H83ZM109 31H108V32H109ZM112 31H111V32H112ZM160 31H161V30H160ZM173 31H175V30H173ZM179 31H180V30H179ZM190 31H191V30H189V32H190ZM248 31H249V30H248ZM253 31H252V33H253ZM261 31H262V30H261ZM25 32H27V30L24 31V34H25ZM58 32H59V31H58ZM73 32H71V33H73ZM75 32H76V31H75ZM97 32H98V31H97ZM105 32H106V33H105ZM111 32H109V33H111ZM113 32H114V31H113ZM118 32H119V31H118ZM154 32H155V31H154ZM154 32L152 31V33H154ZM201 32L204 33V30H203V31L201 30ZM201 32H200V33H201ZM218 32H219V31H218ZM218 32H217V33H218ZM230 32H231V31H230ZM233 32H234V31H233ZM237 32H238V31H237ZM246 32H247V31H246ZM249 32H250V31H249ZM55 33H53L52 38L55 37V36H54ZM59 33H60V32H59ZM69 33H70V32H69ZM100 33H102V32L100 31ZM114 33H115V32H114ZM142 33H143V31H142L140 34H142ZM159 33H160V32H159ZM168 33H169V32H168ZM168 33H167V34H168ZM178 33H179V32H178ZM254 33H255V32H254ZM259 33H260V32H258V34H259ZM261 33H263V32H261ZM261 33H260V34H261ZM61 34H62V32H61ZM61 34H60V35H61ZM84 34H87V35H84ZM94 34H95V32H94ZM94 34H92L93 39H94V37L97 35V34H95V35H94ZM115 34H116V33H115ZM154 34H155V33H154ZM154 34H152V36H154ZM164 34H166V33H164ZM172 34H173V32H172ZM230 34H231V33H229V36H230ZM233 34L235 35L236 33L234 32ZM13 35H15V34H13ZM49 35H50V34H49ZM51 35H50V36H51ZM64 35H65V33H64ZM64 35H63V38H64ZM116 35L118 36V34H116ZM120 35H121V33L119 32V36H120ZM125 35L128 36V37H127L128 40H127L126 37H124V39L127 40V41H130V40H129V39H130V36L133 38L132 35H134V34H132V35H129V34H128V35H127V34L125 33ZM180 35L183 36L182 33H181V34L179 33V36H180ZM189 35H190V36H189ZM201 35H202V34H201ZM231 35H232V34H231ZM234 35H233V37L238 39V38L240 37L241 34L239 33V36H238V34H237V35H236L237 37H235ZM254 35H255V34H254ZM256 35H257V34H256ZM262 35H263V34H262ZM25 36H26V35H24V37H25ZM53 36H54V37H53ZM67 36H68V33H67ZM67 36H66V38H67ZM92 36H91V37H92ZM97 36H98V35H97ZM97 36H96V37H97ZM109 36H110V35H109ZM141 36H142V35H141ZM147 36H148V35H147ZM170 36H173V35H170ZM170 36H169V38H170ZM184 36H185V35H184ZM217 36H218V34H217ZM243 36H244V35L242 34L241 37H243ZM68 37H70V36H68ZM74 37H75V35H74ZM76 37H77V36H76ZM78 37H79V36H78ZM91 37H90V38H91ZM98 37H100V36H98ZM98 37H97V38H98ZM155 37H156V35H155ZM201 37H203V35H202ZM205 37H206V35H205ZM230 37H232V36H230ZM244 37H245V36H244ZM246 37H247L246 40H243V39H242L243 42L247 41V39H248L247 42H250V41H249L250 36L247 35ZM248 37H249V38H248ZM17 38H18V37H17ZM17 38H15V40H16ZM28 38H30V37H28ZM56 38H58V37H56ZM63 38H61V39L63 40ZM71 38H73V37H71ZM80 38H81V37H80ZM90 38H89V39H90ZM156 38H157V37H156ZM159 38H160V36H159ZM164 38H165V37H164ZM174 38H176V37H174ZM206 38H207V37H206ZM218 38H219V37H218ZM228 38H229V37H228ZM4 39H5V38H4ZM34 39H35V38H34ZM34 39H32V41H34ZM46 39H47V38H46ZM46 39H45V40H46ZM49 39H50V38H49ZM73 39H74V38H73ZM85 39H87V38L85 37ZM119 39H122V40H120V41H122V42H123V40H124V39L122 38V36H120ZM134 39H135V38H134ZM142 39H143V37H142ZM142 39H141V40H142ZM170 39H171V38H170ZM172 39H173V38H172ZM181 39H182V38H181ZM181 39H180V40H181ZM186 39H187V38H184L183 41L186 40ZM191 39H192V36H191L190 40H191ZM207 39H208V38H207ZM207 39H206V40H207ZM255 39L257 40L258 38H255ZM259 39H260V38H259ZM1 40H2V39H1ZM6 40H8V38H6ZM9 40H10V39H9ZM13 40H14V39H13ZM17 40H18V39H17ZM26 40H27V39H26ZM30 40H31V39H30ZM36 40H37V38L35 39L34 42H36ZM47 40H48V39H47ZM59 40H60V39H59ZM67 40H68V39H67ZM74 40L76 41V39H74ZM125 40H124V41H125ZM143 40H145V39H143ZM152 40H153V38H152ZM152 40H151V41H152ZM154 40H155V39H154ZM158 40H160V39H158ZM158 40H157L156 42H158ZM174 40H175V39H174ZM190 40H188V41H190ZM202 40L205 41V39H203V38H202ZM48 41H49V40H48ZM51 41H52V40H51ZM53 41H54V40H53ZM53 41H52V42H53ZM145 41H146V40H145ZM177 41H178V40H177ZM186 41H187V40H186ZM186 41H185V42H186ZM207 41H208V40H207ZM207 41H206V44H208V46H209V49H208V52H209V53H208V54L210 55V57H211V55L213 54L214 57H212V58H215V56H216L217 54H220V49H217V48L219 47V46H218L219 44L216 45V46H217V48H216V47H215V43H214L215 41H214L213 43H212V41H211V44H210V41H208L209 43H208ZM216 41H217V40H216ZM237 41H240V43L243 44V42L241 41V38H239ZM258 41H260V40H258ZM263 41H264V40H263ZM263 41H260V42L262 43V45H264V42H263ZM10 42H11V43H10ZM10 42L8 41V43H9L12 47L15 46V45H16V46L21 45V42H19V41H17L16 43H14V42H12V41L10 40ZM18 42H19V43H18ZM37 42H38V40H37ZM37 42H36V45H35V46H38V45L40 46V44L37 43ZM56 42H57V41H56ZM56 42H55L54 44H57V43H59V42H61V41H59V42H57V43H56ZM62 42H63V41H62ZM67 42H69V41H67ZM67 42H63V43L66 44ZM73 42H74V41H73ZM91 42H93V41L91 40ZM122 42H120V44H121ZM141 42H142V41H141ZM146 42H148V41H146ZM166 42L168 43L167 40H166ZM170 42H171V41H170ZM185 42H183V43H185ZM190 42H191V41H190ZM190 42H189V43L186 42V44H187V45H186V46H187L186 49H187V50H188V48H190V46H189V45H191ZM199 42H200V40H199ZM13 43H14V44H13ZM47 43H49V45H50V44H53V43H50V42H47ZM70 43H71V41H70ZM76 43H78V41H77ZM86 43H87V42H86ZM98 43H99V42H98ZM101 43H102V42H101ZM126 43H127V42H126ZM143 43H144V42H143ZM154 43H155V42H154ZM172 43H173V42H172ZM240 43H239V44H240ZM72 44H74V43H72ZM79 44L82 45V46H79V45H78V46H76V47H79L80 49H81V47H84V46H85V45L83 46V44H81V43H79ZM89 44H90V43H89ZM123 44H124V43H123ZM148 44H149V43H148ZM151 44H153V43H151ZM151 44H149V45H151ZM155 44H157V43H155ZM164 44H165V42H164ZM170 44H171V43H170ZM206 44H205V45H206ZM209 44H210L211 46H212V44H213V48L210 47ZM32 45L34 46L33 42H32ZM42 45H43V44H42ZM42 45L40 46L42 50H43L44 47H48V48H49V45H48V46L43 45V46H44L43 48H42ZM93 45H94V44H93ZM93 45L91 44V48H92ZM124 45H125V44H124ZM129 45H130V44H129ZM162 45H163V43H162ZM174 45H175V44H174ZM243 45H247L246 42H245V44H243ZM2 46H3V45L0 46V52H1V51H3V52L5 51L4 49H2V48H3ZM5 46H6V45H5ZM21 46H23V45H21ZM35 46H34V47H35ZM57 46H58V45H57ZM59 46H60V45H59ZM59 46H58V47H59ZM66 46H67V45H66ZM73 46H74V45H73ZM137 46H138V45H137ZM137 46H136V47H137ZM164 46L168 48L169 45H168V46L164 45ZM178 46H179V44H178ZM178 46H177V47H178ZM206 46H207V45H206ZM208 46H207V47H208ZM50 47H51V45H50ZM58 47H56V49H57ZM70 47H71V45H70ZM88 47H89V46H88ZM88 47H87V48H88ZM93 47H94V46H93ZM96 47H97V45H96ZM103 47H104V46H103ZM116 47L119 49V47L121 48L122 45H119V46H118V44H116ZM116 47H115V49H116ZM126 47H127V46H126ZM128 47L130 48V46H128ZM54 48H55V47H54ZM152 48H153V47H152ZM174 48H175V47H174ZM174 48H173V49H174ZM181 48H182V46H181ZM181 48H178V49H181ZM210 48H211V49H210ZM219 48H220V47H219ZM1 49H2V50H1ZM45 49H46V48H45ZM50 49H51L52 53L55 52V51L52 50V48H49V50H50ZM102 49H103V48H102ZM102 49H101V50H102ZM115 49H114V50H115ZM123 49H124V48H123ZM154 49H155V48L150 49V50H151V51H155ZM156 49H158V48H156ZM168 49H169V48H168ZM178 49H177V50H178ZM183 49H184V48H183ZM213 49H216V50L214 51V53H217L216 55L213 53V51H212ZM261 49H262V48H261ZM38 50H39V49H38ZM46 50H47V49H46ZM49 50H48V52H49ZM54 50H55V49H54ZM59 50H60V49H59ZM59 50L56 51V53H57L56 55H58V51H59ZM66 50H67V47H66L65 50H63V51H65L64 53H66ZM99 50H100V49H99ZM136 50H137V48H136ZM175 50H176V49H175ZM187 50H185V52H187ZM210 50L212 51V54L210 53V52H211ZM229 50H230V49H229ZM116 51H117V50H116ZM121 51H122V50H121ZM145 51H146V50H145ZM145 51L143 50V52H145ZM157 51H158V50H157ZM157 51H155V52L157 53ZM178 51H179V50H178ZM216 51H217V52H216ZM44 52L46 53V51H43V54H44ZM48 52H47V53H48ZM60 52H62V51H60ZM60 52H59V54H60ZM67 52H68V51H67ZM136 52H138V50L135 51V53H136ZM140 52H141V50H140ZM140 52H139V54H140ZM149 52H150V51H149ZM185 52H184V53H185ZM262 52H264L263 49H262L261 53H262ZM1 53H2V52H1ZM41 53H42V52H41ZM52 53H51V54H52ZM71 53H72V52H71ZM71 53H70V55H68V54L66 53L68 56L66 55L67 58L65 57V58L67 59V61H68V63H67V64H68V68H66V69H68V70L64 72V69L61 68V69H63V71L60 72V69H59V72H57V73H59V75H58V74H54V75H56L57 77L54 76V78H52V80H55L56 78L59 79V78L61 77V78H60V79H61V80H60L61 83H63V81H65L64 83H67V81H69V82L67 83V85L63 83L64 85L62 84V87H61V88L64 89L63 86H65V87H66V86H68V87L72 86V87H70V88H68V87H67V88L70 89V90H68V91H72V92L74 93V95H73L72 92H67V89H65V90H66L65 92L68 93V94H66V93L63 91V89L61 90V88H59L60 90L58 91V90H57V89H58L57 87H55L56 89L53 87L55 90H57L56 92H55V91H54V92L56 93V94H55V97H58V100L61 99V96H63V95H64V97L66 96V97H68V98H69V96H71V94H72L73 96L78 95V94L80 93V91H79L80 88L83 89L82 86L78 87V84H79V83L77 84V86H75L76 84L74 85V88H75V89H73V90H75V91H73V90L71 89V88H73V84H74L76 81H77V82H81V81L79 80L80 78H78V76L76 77V79L78 78L77 80H76L73 76H70L71 79H72L73 81L70 80V77H68V76H69L70 74H74L76 70L73 71V69H75V67H71V66H69V64H71V63L73 62V63L77 64L78 66H82V65H83L82 67H84V65H86V64H87L86 66H88V62L93 61V60L90 59L91 61L89 60V61H87V62H82V61H84V60H82L81 58H83V57H81V58H80V61H81V62L79 61L78 63H76V61H75L76 59L73 60V58L75 57L74 54H73L74 52L72 53V56H71ZM76 53H77V52H76ZM116 53H117V52H116ZM158 53H160V52H158ZM49 54H50V53H49ZM49 54H47V56H45L46 59H47V57H48ZM85 54H86V53H85ZM117 54H118V53H117ZM141 54H142V53H141ZM150 54H151V52H150ZM187 54H188V53H187ZM198 54H199V53H198ZM44 55H46V54H44ZM56 55H54V56H56ZM79 55H80V54H79ZM79 55H78V56H79ZM86 55H87V54H86ZM86 55H85V56H86ZM147 55L149 56V54H147ZM147 55H146V56H147ZM153 55H154V54H153ZM213 55H212V56H213ZM41 56L43 57V55H41ZM50 56H51V55H50ZM59 56H60V55H59ZM70 56H71V57L74 56V57L71 58ZM143 56H144V55H143ZM157 56H158V54H157ZM159 56H160V55H159ZM217 56H218V55H217ZM256 56H257V55H256ZM42 57H41V58H42ZM69 57H70V58H69ZM79 57H80V56H79ZM79 57H78V58H79ZM86 57H88V56H86ZM86 57H85V58H86ZM104 57H105V56H104ZM120 57H122V56H120ZM150 57H152V56H150ZM219 57H221V56H219ZM45 58H44V59H45ZM48 58H49V57H48ZM50 58H51V57H50ZM63 58H64V56H63ZM65 58H64V59H65ZM105 58H106V57H105ZM147 58H148V57H147ZM147 58H146V61H147ZM152 58H153V57H152ZM159 58H160V57H159ZM56 59H57V58H56ZM59 59H61V58H59ZM64 59H63V60H64ZM66 59H65V60H66ZM69 59H72V61L69 62V61H70ZM87 59H88V58H87ZM126 59H127V58H126ZM216 59L218 60V57H216ZM216 59H215L214 61H216ZM221 59H222V58H221ZM41 60H42L41 63H45V61H43V59H41ZM49 60L52 61V59H49ZM54 60H55V58H53V61H54ZM61 60H62V59H61ZM63 60H62V61H63ZM65 60H64V61H65ZM77 60H79V59H77ZM100 60H101V59H100ZM102 60H104V59H102ZM102 60H101V63H100L101 65H102ZM107 60H108V59H107ZM112 60H113V59H112ZM112 60H111V61H112ZM148 60H149V58H148ZM150 60H151L150 64L152 63V65H153V64H154V63H153L154 60H153V61H152V59H150ZM150 60H149V61H150ZM155 60H156V59H155ZM173 60H174V59H172V61H173ZM208 60H209V59H208ZM262 60H263V59H262ZM85 61H86V60H85ZM104 61H106V60H104ZM111 61L108 60V61H107L108 63H107V62L104 63V64H103L104 66L107 64V66H105V67H104V66H103V67L100 66V68L102 69V71L104 70L103 68H106V67H109V68H110V65L108 66V64H109ZM149 61H148V62H149ZM218 61H219V60H218ZM218 61H217V62H218ZM220 61H221V60H220ZM220 61H219V65H220L221 63H224V62H222V61H221V63H220ZM258 61H259V60H258ZM46 62H47V60H46ZM57 62H58V60H57ZM99 62H100V61H99ZM113 62H114V61H113ZM154 62H155V61H154ZM156 62H157V61H156ZM259 62H260V61H259ZM262 62H263V63H262ZM262 62H261V63L264 64V61H262ZM51 63L54 65L53 62H51ZM73 63H72V64H73ZM80 63H81V64H80ZM82 63H83V64H82ZM84 63H85V64H84ZM92 63H93V62H92ZM119 63H120V62H119ZM121 63H122V65H123V62H121ZM138 63H139V62H138ZM173 63H176V62L174 61ZM173 63H172V64H173ZM200 63H201V62H200ZM49 64H50V62H49ZM52 64H50V67H51ZM57 64H58V63H57ZM62 64H63V62H62ZM64 64H66V63H64ZM64 64H63V65H64ZM72 64H71V65H72ZM93 64H96V61H94ZM100 64H99V65H100ZM110 64H111V63H110ZM115 64H116V63H115ZM115 64H114V65H115ZM141 64H142V63H141ZM157 64H158V63H157ZM157 64H155V65H157ZM177 64H178V63H177ZM177 64H176V67L179 66V65H177ZM262 64H261V65H262ZM41 65L43 66L44 64H41ZM47 65H48V64H47ZM47 65H46V66H47ZM53 65H52V66H53ZM55 65H56V64H55ZM90 65H91V64H90ZM125 65H126V63H125ZM134 65H135V64H134ZM137 65H138V64H137ZM137 65H136V66H137ZM212 65H213V64H212ZM215 65H216V64H215ZM223 65H224V64H222L221 66H223ZM257 65H258V64H257ZM37 66H38V65H37ZM42 66H41L40 68H42V70H43V67H42ZM46 66H45V67H46ZM59 66H60V65H59ZM64 66H66V65H64ZM64 66H63V67H64ZM75 66H76V65H75ZM78 66H77V67H78ZM86 66H85V68H86ZM118 66L120 67V68H119L120 70L123 69V67H121L119 64H118V65H115V66H111V67L114 69V72H115V68H117ZM173 66H175V65L173 64ZM182 66H183V64L181 65V67H182ZM197 66H198V65H197ZM199 66H200V65H199ZM199 66H198V68H199ZM205 66H206V65H205ZM246 66H247V64H246ZM248 66H249V65H248ZM259 66H260V64H259ZM259 66H258V67H259ZM262 66H263V65H262ZM45 67H44V70L42 71L43 73H45L44 71L47 70V68H50V67H47V68H45ZM91 67H94V65H92ZM114 67H115V68H114ZM142 67H145V66H142ZM142 67H141V68H142ZM209 67H210V66H209ZM214 67H216V66H214ZM54 68H55V67H54ZM87 68H88V67H87ZM87 68H86V70H88L90 67H89L88 69H87ZM112 68H111V69H112ZM121 68H122V69H121ZM133 68H134V67H133ZM145 68H146V67H145ZM204 68H205V67H204ZM249 68H250V66H249ZM249 68H248V69H249ZM263 68H264V67H262V69H263ZM50 69H52V67H51ZM69 69H71V73H70L69 75H67V74L70 72ZM78 69H79V67H78ZM90 69H91V68H90ZM119 69H118V73H119V74H120V72H122V75L125 74V76H124V75H123V76L120 75V76H122V78H123V77L125 78V77L127 76V79H128V75H129V74L127 75V71H126L125 73H124L123 71H120V72H119ZM142 69H143V68H142ZM155 69H156V68H155ZM238 69H240V68H238ZM250 69H251V68H250ZM48 70H49V69H48ZM56 70H57V69H56ZM56 70H55V71H56ZM53 71H54V69H53ZM72 71H73V72H72ZM91 71H93V68L91 69ZM107 71H108V70H107V68H106V73H107ZM130 71H131V70H130ZM130 71H128V73H130ZM238 71H239V70H238ZM259 71H261V70H259ZM62 72H63V73H62ZM76 72H77V71H76ZM78 72H79V71H78ZM78 72H77V73H78ZM95 72H96V71H95ZM138 72H139V71H138ZM158 72H159V71H158ZM158 72H157V73L155 72V74H158ZM240 72H241V71H240ZM240 72H238V74H239ZM52 73H53V72H52ZM54 73H55V72H54ZM64 73H66V74H64ZM96 73H97V72H96ZM101 73H104V72H101ZM109 73H110V72H108L107 75H106V74H104V75L110 77V76H109ZM118 73L116 72V74H118ZM133 73H134V72H133ZM159 73H160V72H159ZM177 73H178V72H177ZM252 73H253V72L251 71L250 74H252ZM14 74L17 75L16 73H14ZM14 74H12L11 77H12ZM49 74H50V73H49ZM60 74H62V76H63V74H64V76L62 77ZM79 74H80V72H79ZM130 74H131V73H130ZM254 74L256 75V73H254ZM262 74H263V72H262ZM15 75L12 77L13 80H14V78H15ZM37 75H38V74H37ZM45 75H48V74H45ZM81 75H82V74H81ZM102 75H103V74H102ZM102 75H101V76H102ZM110 75H111V74H110ZM131 75H132V74H131ZM133 75H134V74H133ZM248 75H249V74H248ZM257 75H258V77L260 76L259 73H258ZM52 76H53V75H52ZM65 76H66V77H65ZM75 76H76V74H75ZM82 76H83V75H82ZM105 76H103V77H105ZM137 76H138V75H137ZM182 76H183V75H182ZM184 76H185L186 79H187V77H188L187 80L191 79L190 75H184ZM232 76H233V75H232ZM236 76H237V75H236ZM238 76H239V75H238ZM251 76H252V75H251ZM9 77H10V76H9ZM9 77H8V78H9ZM11 77H10V79H11ZM67 77H68L69 80H67V81L64 80V79H66ZM72 77H73L74 79H73ZM141 77H142V76H141ZM151 77H152V76H151ZM189 77H190V78H189ZM248 77H249V80L252 79V78H250V75H249ZM255 77H257V76H255ZM6 78H7V77H6ZM46 78H48V76H46ZM50 78H51V75H50V77H49V80H50ZM124 78H123V80H125V81H122V79H121V81L125 83V86L123 85V83H120V82H121L120 80H118V79H116V80H118V82L120 83V85L122 84V86H124L125 89H126V88H128V87H126V85H127V84H126V83H127L126 80H127V79H124ZM129 78H131V77L129 76ZM173 78H174V76H173ZM177 78H179L178 80H180L182 77L180 78V76H179V77L177 76V77L174 78V79H177ZM244 78H245V77H244ZM15 79H16V78H15ZM58 79H56L57 83H58ZM81 79H82L83 82H84L86 78L84 79V77H83V78H81ZM103 79H104V78H103ZM140 79H141V78H140ZM140 79H137V78H136V80H140ZM146 79H147V78H146ZM174 79H172V85H173V86H177V85H175V84H177V80H176V83L173 84ZM183 79H184V77H183ZM183 79H182V80H183ZM6 80H7V79H5V81H6ZM8 80H9V79H8ZM8 80H7V82H5V83H7V85L9 84L10 86H9V85H8L9 87H8V86H4V89H3V90L7 91V92H8L7 94H9V93L11 92L10 90L15 91V93H10L9 95H7V97H10V95L12 94L11 96L15 97V94H16V92H17V90H18V89L16 90V88H18V87H16L17 85H14L13 82H12V84H11V83H8ZM36 80H37V79H36ZM45 80H46V79H45ZM47 80H48V79H47ZM49 80H48V81H49ZM62 80H63V81H62ZM74 80H76V81H74ZM78 80H79V81H78ZM104 80H105V79H104ZM104 80H103V82H104ZM107 80L111 81V78H110V79L106 78V81H107ZM116 80H113V82L115 81V83H116V82H117ZM142 80H143V79H142ZM142 80H141V81H142ZM152 80H153V79H152ZM184 80H185V79H184ZM187 80H185V82H186ZM257 80H259V78H258ZM11 81H12V80H11ZM16 81H17V80H15L14 82H16ZM18 81L20 82V80H18ZM37 81H38V80H37ZM37 81H36V82H37ZM70 81H71V82H70ZM109 81H107V83H110ZM144 81H145V80H144ZM146 81L148 82V80H146ZM189 81H191V82H190V85H192V81H193V79H191V80H189ZM200 81H201V79H200ZM253 81H254V80H253ZM253 81H251L252 84H250V85H252V87H253V85H254ZM50 82H51V81H50ZM52 82H53V81H52ZM60 82H59V83H60ZM72 82H73V83H72ZM83 82H81V83L83 84ZM103 82H102V83H103ZM137 82H138V81H137ZM180 82H182V81L180 80ZM187 82H188V81H187ZM193 82H194V81H193ZM246 82H247V81H246ZM246 82H245V83H246ZM249 82H250V81H249ZM254 82H255V81H254ZM16 83H17V82H16ZM44 83H45V82H44ZM54 83H55V82H53V84H54ZM57 83H56V85H57ZM70 83H72V84H70ZM85 83H86V82H84V84H85ZM102 83H101L100 85H102ZM104 83H106V82H104ZM107 83H106V84H107ZM140 83H141V82H138L139 85H140ZM156 83H157V82H156ZM183 83H184V82H183ZM195 83H196V82H195ZM195 83L193 84V87H192V88L194 89V87L197 86L198 88L196 87V90L200 91V90H199V86H198V85H195ZM255 83H257V82H255ZM261 83H262V82L260 81V84H261ZM51 84H52V83H51ZM51 84H48V85L50 86ZM68 84H70V86H69ZM82 84H81V85H82ZM84 84H83V85H84ZM88 84H89V82H88ZM92 84H93V83H92ZM141 84H142V83H141ZM143 84H144V83H143ZM147 84H149V86L151 85L150 82L147 83ZM147 84H145V86H146ZM180 84H182V83H180ZM258 84H259V83H258ZM260 84H259V85H260ZM12 85L15 86V87H13ZM95 85H96V84H95ZM95 85H93V87H94ZM100 85L98 84V86H100ZM178 85H179V83H178ZM183 85H184V84H183ZM187 85H189V82L187 83ZM190 85H189V86H190ZM256 85H257V84H256ZM256 85H255V86H256ZM0 86H1V85H0ZM19 86H22V85L19 84ZM51 86H52V85H51ZM51 86H50V89L53 90V88H51ZM54 86H55V85H54ZM57 86H58V85H57ZM86 86H88L87 83H86ZM90 86H91V84H90ZM98 86L96 85V87H94V88H95V91L97 90L96 88H98ZM114 86H115V85H113V87H114ZM147 86H148V85H147ZM147 86H146V87H147ZM152 86H153V85H151V86L149 87V89L151 88V90H148V87H147V88H146V87L144 88L143 85H142V87L145 89L144 91L147 90V93L149 92L148 94H150V93L153 92V91H152V88H153ZM189 86H188V87H189ZM226 86H227V85H226ZM245 86H246V85H245ZM255 86H254V87H255ZM262 86H263V84H262ZM5 87H6L9 91H8ZM77 87H78V89H77ZM101 87H102V86H101ZM124 87H119L120 89L122 88L121 91H122L123 94H124L125 91H126L125 89H123ZM181 87H183V86H181ZM185 87H186V86H185ZM246 87H247V86H246ZM259 87H260V86L257 87V90L260 89ZM10 88H12V89H10ZM37 88H38V87H37ZM119 88H117V89H119ZM179 88H180V87H179ZM216 88H217V87H216ZM244 88H245V87H244ZM255 88H256V87H255ZM0 89H1V88H0ZM76 89H77V90H76ZM154 89H155V88H153V90H154ZM157 89H158V88H157ZM174 89L176 90V89H178V88H177V87H176V88L174 87ZM174 89H173V90H174ZM185 89H186V88H185ZM193 89H192V90H193ZM22 90H23V89H22ZM39 90H40V88H39ZM48 90H49V89H48ZM52 90H51V92H52ZM88 90H89V89H88ZM123 90H124V92H123ZM129 90H130V89H129ZM168 90H169V89H168ZM186 90L188 91V89H186ZM190 90H191V88H190ZM244 90H245V89H244ZM23 91H27V90H23ZM23 91H22V92H23ZM49 91H50V90H49ZM60 91H62V92H64V93H60ZM82 91H83V92H82ZM82 91H81L82 93H80V95L75 96V97H79L78 99H80L81 97L84 99L85 96L87 97V95L85 94L86 91H85V92H84V90H82ZM95 91H94V94H96ZM132 91H133V90H132ZM179 91H180V90H179ZM179 91H178V92H179ZM183 91H184V89H183ZM183 91H182V92H183ZM254 91H255V90H254ZM57 92H58V95L60 94V96L57 95ZM75 92H76V93H75ZM90 92H91V91H90ZM126 92H127V91H126ZM169 92L171 93V92H172V89L169 90V91H167V93H169ZM182 92H181V91L179 92L180 95L182 94ZM189 92H190V91H189ZM257 92H258V91H257ZM18 93H19V94H18ZM27 93H28V92H27ZM69 93H71V94H69ZM77 93H78V94H77ZM87 93H88V92H87ZM127 93H128V92H127ZM147 93H145V94H147ZM154 93H155V91H154L153 94H152L153 97L150 96L153 100H154ZM170 93H169V95H170ZM176 93H177V90H176ZM186 93H187V92H186ZM186 93H184V94L187 95ZM2 94H3V93H2ZM17 94H18V95L21 94L19 90H18ZM17 94H16V99H17V101L19 100V103H17V102H16V103L19 104L21 107H23V105H21L23 101L20 102V99H22V98H21L22 95H21V97L19 96L20 98L18 99V98H17V97H18ZM28 94H29V93H28ZM28 94L25 93V94H24L25 97L28 96ZM40 94H42V93L40 92ZM52 94L54 95V93H52ZM52 94H51V95H52ZM94 94H93V92H92V95H94ZM106 94H109V92L106 93ZM184 94H182V95H184ZM194 94H195V92H194ZM24 95H23V98H24ZM29 95H30V94H29ZM37 95H38V94H37ZM51 95H50L49 97H51ZM56 95H57V96H56ZM67 95H68V96H67ZM81 95H82V96H81ZM83 95H85V96L83 97ZM125 95H126V94H125ZM169 95H167V96H169ZM178 95H179V94H177V96H176V94H175L176 98H173V100H176V101H177V97H178ZM180 95H179V96H180ZM182 95H181V96H182ZM185 95H184V96H185ZM200 95H202V94H200ZM211 95H212V94H211ZM5 96H6V95H5ZM30 96H31V95H30ZM30 96H28V98H29V99L33 98V101H32L31 104L29 103V106H31V105L33 104L32 108L38 110V111H35V112H36L35 114H36V116H37V112H41V110H42L43 108H45V107H43L44 105L42 104V109H41V108H40L41 105H39V103H36L37 101H35V98H34V97L31 96V98H30ZM88 96H89V95H88ZM107 96H108V95H107ZM126 96H128V95H126ZM129 96H130V95H129ZM195 96H196V95H195ZM7 97H6V98H7ZM55 97H54V98H55ZM59 97H60V98H59ZM66 97H65V99H66ZM119 97H120V96H119ZM121 97H122V96H121ZM130 97L132 98V96H130ZM173 97H174V96H173ZM186 97H187V96H186ZM186 97H185V98H186ZM192 97H194V96H192ZM192 97H189V96H188V98H192ZM196 97H197V96H196ZM198 97H200V96H198ZM214 97H215V96H214ZM28 98H27V99H28ZM52 98H53V97H52ZM68 98L65 100L66 102H68V100H69V101H70L69 103H74L73 101H71V99L73 100L72 96H71L69 99H68ZM102 98H103V97H102ZM102 98H101V100H102ZM202 98H203V97H202ZM202 98H201V99H202ZM13 99H14V98H13ZM13 99H9V101H10V100L12 101ZM16 99H15V100H16ZM55 99H57V98H55ZM86 99H87V98H86ZM88 99H90V98L88 97ZM103 99H104V98H103ZM181 99H182V98H181ZM181 99H180V101H181V102L184 101V103L186 104V101H185L186 99H185V100H183V99L181 100ZM193 99H195V97H194ZM196 99H197V98H196ZM201 99L199 98L198 100L200 101ZM0 100H1V99H0ZM22 100H23V99H22ZM31 100H32V99H31ZM62 100H64V98L61 99L60 103H58V102H56V103H58V104H62V103H61ZM80 100H81V99H80ZM84 100H85V99H84ZM101 100H99V101L101 102ZM104 100H106V99H104ZM144 100H145V99H144ZM164 100H165V99H164ZM173 100H171V98H170V100H168V101H170V102H168V101L165 100V103H166V104L163 103L164 101L161 102L162 105H163L162 108H164V107H169V106L171 105V104H169V103H171V102L173 103V102H174ZM198 100H196V101L193 100V101H194V102H197ZM202 100H203V102H206L204 98H203ZM202 100H201V101H202ZM34 101H35V102H34ZM77 101H79V100H77ZM99 101H98V102H99ZM108 101H109V99H108ZM110 101H111V100H110ZM148 101H149V100H147L146 102L143 101V103H146V105H147V104H149ZM176 101H175V102H176ZM178 101H179V100H178ZM178 101H177V103H180V102H178ZM189 101H191V100H189ZM6 102H7V103H6V106H7L8 108H11L10 110L12 111V113H11V111L9 112L8 116H9V115H12V116H13L15 113H20V114H21V110H19L20 112H17L18 109H21V107H20V108L17 107L18 109H17V111L15 112V110H14L13 107H12V105H10V102L8 103V99L6 100ZM14 102H15V101H14ZM28 102H30V101H28ZM81 102H82V100H81ZM83 102H84V103H83ZM83 102H82L81 104H85V103H87L86 100L83 101ZM100 102H99V103H100ZM106 102H107V100H106ZM130 102H133V100L130 101ZM140 102H141V100H140ZM147 102H148V103H147ZM150 102H151V100H150ZM152 102H153V101H152ZM167 102H168V105H167ZM3 103H4V102H3ZM16 103H14V104H16ZM20 103H21V104H20ZM23 103H25V99H24V102H23ZM34 103H35V104H34ZM63 103H64V104H62V105H65V102H64V101H63ZM115 103H116V102H115ZM143 103L141 102V103L139 104V106H138V109H136V111H138L139 116H140V113H139V112L141 111L140 106L142 107ZM161 103H160V104H161ZM184 103H181L180 105L183 107L182 104H184ZM188 103H189V102H188ZM191 103H193V102H191ZM4 104H5V103H4ZM7 104H9L10 106L7 105ZM17 104H16V105H17ZM26 104H27V103H26ZM37 104L39 105V108H37V107H38ZM81 104H80V105H81ZM88 104H89V103H88ZM105 104H106V103H105ZM108 104H110V102H109ZM132 104H133V103H132ZM152 104H153V103L149 104V106H150V105H151V107L153 106V108L150 107V109H154V105H152ZM164 104H165V105H164ZM173 104H174V103H173ZM175 104H176V103H175ZM175 104H174V105H175ZM202 104H203V103H202ZM207 104H208V103H207ZM207 104H206V106L209 105V104H208V105H207ZM214 104H215V103H214ZM214 104H213V105H214ZM217 104H219V103H216V105H217ZM80 105H79V106H80ZM86 105H87V104H86ZM86 105H82V106H86ZM101 105H102V104H101ZM111 105H114V104H111ZM115 105H116V104H115ZM144 105H145V104H144ZM146 105H145V107H146ZM166 105H167V106H166ZM174 105H172V106L174 107ZM178 105H179V104H178ZM192 105H193V104H192ZM198 105H199V104H197V106H198ZM211 105H212V104H210V106H211ZM213 105H212V106H213ZM29 106H28V109H29ZM34 106H35L36 108H34ZM58 106H60V105H58ZM67 106H68V105H67ZM102 106H105V105L103 104ZM159 106H161V105H159ZM176 106H177V105H176ZM176 106H175V107H176ZM184 106H185V105H184ZM188 106H189V104H188ZM188 106H187V104H186V107H188ZM195 106H196V105H195ZM195 106H194V107H195ZM200 106H202V105H200ZM200 106H199V107H200ZM4 107H5V106H4ZM4 107H3V110L6 108V107H5V108H4ZM24 107H25V106H24ZM65 107H66V106H65ZM80 107H81V106H80ZM99 107H100V106H99ZM109 107H111V106H109ZM143 107H144V106H143ZM143 107H142V108H143ZM182 107H181V109H182ZM186 107H185V108H186ZM208 107H209V106H208ZM208 107H207V109H208V111H209V109H211V107H209V108H208ZM214 107H215V106H214ZM226 107H227V106H226ZM25 108H26V107H25ZM32 108H30L29 110H31ZM46 108H47V107H46ZM84 108H85V107H84ZM107 108H108V105H107ZM111 108H112V107H111ZM111 108H109V109H111ZM147 108H148V107H147ZM147 108H145V109L143 108V110L145 111V113L141 112L142 115L144 114V115H143V119H144V116L147 115V114H146V112H147V110H148ZM188 108H191V106L188 107ZM203 108H204V107H203ZM223 108H224V107H222V109H220V111L224 110ZM1 109H2V106H1ZM28 109L26 108V110H28ZM39 109H41V110H39ZM73 109H74V111H75V108H73ZM82 109H83V108H82ZM85 109H86V108H85ZM139 109H140V111H139ZM146 109H147V110H146ZM150 109H149V110H150ZM170 109H171V107H170ZM178 109H179V108H178ZM200 109H201V107H200ZM207 109L205 108V110H206L205 112H207ZM213 109H215V108H213ZM217 109H218V107H217ZM232 109H233V108H232ZM238 109H239V108H238ZM3 110H1V111H3ZM22 110L24 111V108H22ZM29 110H28V111H29ZM70 110H72V109H70ZM149 110H148V111H149ZM163 110L165 111L164 114H165V116H166V114H167V112H168V111H166V110H169V109L164 108ZM163 110L160 109L161 112H160V111H159V112L162 113V112H164ZM171 110H172V109H171ZM171 110H170V111H171ZM173 110H176V108H174ZM179 110H180V109H179ZM195 110H196V109H195ZM215 110H216V109H215ZM215 110H214L213 112L216 114V111H215ZM218 110H219V109H218ZM227 110H228V109H227ZM1 111H0V112H1ZM23 111H22V114L24 115L26 111H25L24 113H23ZM43 111H45V110H43ZM43 111H42V112H43ZM46 111H49V112L47 113V114H49V115L45 116L46 114H45V115L43 114V115H44L43 117H48V116L53 117V116L51 115V114H53L51 110H49V109L47 108ZM46 111H45V112H46ZM50 111H51V113H50ZM68 111H69V110H68ZM81 111L83 112V110H81ZM84 111H85V110H84ZM130 111H131V110H130ZM153 111H154V110H153ZM184 111H185V110H184ZM188 111H189V110H188ZM190 111H191V109H190ZM198 111H199V109H198ZM202 111H203V113L205 114L204 110H202ZM211 111H212V110H211ZM232 111H233V110H232ZM4 112H5V110H4ZM29 112H30V111H29ZM31 112H33V111H31ZM31 112H30V113H31ZM42 112H41V113H42ZM69 112H70V111H69ZM72 112H73V111H72ZM75 112H78V111L76 110ZM82 112H79V113H82ZM128 112H129V111H128ZM128 112H127V113H128ZM131 112H132V113H131ZM131 112H129V115H132L133 112L136 113V115H137V112H135V111H131ZM173 112H174V111H173ZM173 112H172V113H173ZM176 112H177V110H176ZM179 112H180V111H179ZM182 112H183V110H182ZM192 112H193V111H192ZM199 112H200V111H199ZM223 112H224V111H222L221 115L223 114ZM7 113H8V111H7ZM13 113H14V114H13ZM27 113H28V112H27ZM43 113H44V112H43ZM70 113H71V112H70ZM79 113H78V114H79ZM147 113H148V112H147ZM150 113H151V111H150ZM160 113H158V114L164 116V114H160ZM172 113H171V114H172ZM189 113H190V112H189ZM189 113H188V114H189ZM210 113H211V112H210ZM217 113H218V112H217ZM224 113H225V112H224ZM227 113H228V111H227ZM227 113H225V114H227ZM229 113H230V111H229ZM229 113H228V114H229ZM0 114H1V115H0L1 118H2L3 115H5V113L3 114V112L0 113ZM2 114H3V115H2ZM38 114H39V113H38ZM103 114H104V113H103ZM148 114H149V113H148ZM168 114H170V112H169ZM176 114H177V113H176ZM176 114H175V116L177 117ZM197 114H198V112H197ZM212 114H213V113H212ZM215 114H214V115H215ZM225 114H223V116H224ZM231 114L233 115V112H232ZM6 115H7V114H6ZM6 115H5V116H6ZM15 115H16V114H15ZM25 115H26V114H25ZM28 115H29V114H28ZM39 115H40V114H39ZM69 115H70V114H69ZM72 115H73V114H72ZM72 115H71V116H72ZM106 115H108V113L105 114V115H103V116H106ZM134 115H135V114H134ZM134 115L131 116L130 121H129V122H130V125L133 126V127H132L133 129L131 128V126H128V129L126 130V132H127V133L129 132V134H130L131 132H133V131H128V130H129V127H130V130H135V133H136V135H137L136 137H137L138 140L141 139V138H142V139H146V137H147L146 141H144L145 143L142 142V141H143L142 139H141L140 141L143 143V144H142L143 147H144V145H145L144 148H146V147L148 148V147H149V148L146 149V150H149L150 155H149V156H147L146 154H143V155H145L146 158L149 157L148 160H151V161H152V158H153V156H154V154H153V156H152V153H154V152L156 153V151H153L154 148H155V150H156V149H159V148H156L157 141L154 143L153 140H148V139H150V138H152V137H153V139H154V138H156V137H158V136H155V134H154L155 137H154V136L151 137V134L154 133V132H153V130L151 129L152 132L150 133L149 128H153V129H154V128H155L154 126H156V125H154V123H152L153 125L150 127V126H149V123H148V125H147V124H146V125L149 126V128H148L147 126H145V127H146V128H145V127H144L145 124L141 123V122L143 121V119H142V121H141V119H140V117H139V119H140V122H139L140 125H139V123H137L136 120H134V122H136L138 126H141L142 128H141V127L139 128L138 126H136V127H138L139 129H142V130L139 131L138 128H137V130H136V127H135L136 124L134 125V123H133V124L131 123L132 119H136V118H137V117L134 116ZM149 115H150V114H149ZM173 115H174V114H173ZM178 115H179V114H178ZM235 115H236V114H235ZM237 115H238V113H237ZM5 116L3 117V119L7 118V116H6V117H5ZM12 116L10 117L11 119H12ZM17 116H19V115L17 114L16 117H17ZM21 116H22V115H21ZM33 116H34V113H33ZM36 116H35V117H36ZM40 116H41V115H40ZM71 116H70V117H71ZM80 116H81V114H80ZM100 116L103 117L102 115H100ZM133 116H134V118H133ZM137 116H138V115H137ZM162 116H161L162 119L160 118L161 120H160V119H158V120H160V121H167V120H169V121H170V122H169V125H170L171 120H173L172 118H173L174 116L172 117V115H171V116H168V115H167V116L165 117V119H163ZM190 116H191V114H190ZM205 116H206V115H205ZM223 116H222V117H223ZM14 117H15V116H14ZM14 117H13V119H14ZM28 117H29V116H28ZM28 117H27V119H28ZM51 117L49 118V121H50V126H52V127L48 126V128L50 127V128H53V129H54V128L57 126V123L55 122V120H54L53 118H52V120H50ZM54 117H55V116H54ZM106 117H107V116H106ZM135 117H136V118H135ZM169 117L171 118V120L169 119ZM176 117H175V118H176ZM181 117H182V116H181ZM186 117H189V116H186ZM196 117H198V116L196 115ZM203 117H204V116H203ZM211 117H212V118H215V117L212 116V115H211ZM211 117H210V118H211ZM218 117H219V116H218ZM218 117H216V118H218ZM8 118H9V117H8ZM17 118H18V117H17ZM41 118H42V117H41ZM107 118H108V117H107ZM127 118H128V117H127ZM127 118H126V119H127ZM158 118H159V116H158ZM166 118H168V119H166ZM175 118H174V119H175ZM177 118H178V117H177ZM177 118H176V119H177ZM193 118H194V117H193ZM199 118H200V117H199ZM210 118H209V119H210ZM227 118H228V117H227ZM230 118H231V117H230ZM232 118H233V116H232ZM3 119H2V121H3ZM11 119H10V120H11ZM13 119H12V121H13ZM24 119H25V118H24ZM31 119H32V118H30V121H31ZM46 119H47V118H45V120H46ZM55 119H56V118H55ZM97 119L100 120V118H97ZM137 119H138V118H137ZM139 119H138V121H139ZM146 119H147V116H146ZM181 119H182V118H181ZM184 119H185V118H184ZM200 119H202V118H200ZM206 119H208V118H206ZM218 119L221 120L220 117H219ZM19 120H21V119H18L17 122H20V123H21V121H19ZM25 120H26V119H25ZM37 120H38V119H37ZM39 120H40V119H39ZM45 120L42 119L41 121H42V122H43V121L45 122ZM99 120H98V123H97L96 125L94 124V126H93L91 129L89 128V130H86V131H87V132H93V133L95 134V133L98 131V128H97V127H98V124H99V129H102V128L104 127L105 124H103L102 126H100L101 123H103V121H102L103 119L101 118L100 123H99ZM106 120H107V119H106ZM127 120H128V119H127ZM147 120H149V119H147ZM151 120H153V117L151 118ZM177 120L179 121V120H180V117H179V119H177ZM177 120H176V121H177ZM212 120H213V119H212ZM212 120H211V121H212ZM215 120L217 121V119H215ZM215 120H213V121H215ZM220 120H219V121H220ZM224 120H226V119H224ZM4 121H5V120H4ZM8 121H9V120H8ZM8 121H7V125H9V126L14 122V121H13L12 123L9 122V123H10V124H9ZM15 121H16V120H15ZM26 121H27V120H26ZM26 121H25V122H26ZM49 121H48V119H47L46 123H47V122L49 123ZM52 121L55 122V123H53ZM154 121H155V118H154ZM174 121H175V120H174ZM178 121H177V122H178ZM184 121H185V120H184ZM187 121H188V120H187ZM187 121H186V122H187ZM191 121H193V119H192ZM196 121H197V120H196ZM208 121L210 122V120H208ZM226 121H227V120H226ZM228 121H229V120H228ZM22 122H23V121H22ZM27 122H28V121H27ZM35 122H36V120H35ZM39 122H40V121H39ZM42 122H41V123H42ZM44 122H43V123H44ZM145 122H147V121H145ZM145 122H144V123H145ZM151 122H153V121H151ZM151 122H150V123H151ZM172 122H173V121H172ZM186 122L184 123L183 126L188 127V126H187V123H188V122H187V123H186ZM202 122H203V121H202ZM206 122H207V120H206ZM230 122H231V121H230ZM0 123H1V122H0ZM5 123H6V121L4 122V124H5ZM23 123H24V122H23ZM23 123L21 124V126L25 127V126H26V123H25V126L23 125ZM41 123H39L40 125H39V124H38V125L41 126V127H43V129H46L48 123H47V124H45V123L43 124V123H42V125H41ZM52 123H53V125H52ZM161 123H162V122H161ZM173 123H175V122H173ZM173 123H171V124L174 125V126H177V125H175V124H173ZM194 123H195V122H194ZM197 123H198V121H197ZM216 123H218V122H216ZM142 124H143V126H142ZM176 124H178L179 127L182 126V125H180L179 123H176ZM185 124H186V125H185ZM188 124H189V123H188ZM205 124H206V123H205ZM218 124H219V123H218ZM227 124H228V122H227ZM14 125H16V124H13V127H14ZM18 125H19V124H18ZM27 125H28V124H27ZM34 125L36 126L37 124L35 123ZM38 125H37V126H38ZM43 125H44V126H43ZM48 125H49V124H48ZM128 125H129V124H128ZM191 125H192V123L190 124V126H191ZM196 125H197V124H196ZM196 125H195V126H196ZM202 125H203V124H202ZM222 125H223V124H222ZM5 126H6V124H5ZM35 126H34V127H35ZM37 126H36V129L33 127V128L35 129V130H33V132H32V130H31V128L29 127L30 130H29V129H28V130L30 131L31 136H32V133H34V131L37 130ZM59 126H60V125H59ZM115 126H116V125H115ZM115 126H114V128H116V130H117L119 127L117 128V127H115ZM124 126H125V125H124ZM178 126H177V127H178ZM231 126H232V125H231ZM11 127H12V126H10V128H11ZM13 127H12V128H13ZM17 127H18V126H17ZM41 127H39L40 129L38 130V132L41 131ZM95 127L97 128V131H96V128H95ZM125 127H126V126H125ZM134 127H135V129H134ZM143 127H144V128H143ZM160 127H161V126H160ZM163 127H164V126H163ZM177 127H174V128H177ZM186 127H185V128H186ZM197 127H198V126H197ZM225 127H227V126H225ZM225 127H223V128H225ZM228 127H229V126H228ZM10 128H9V129H10ZM19 128H20V127H19ZM19 128H18V129H19ZM26 128H27V127H26ZM48 128H47V129H48ZM50 128H49V130H51ZM93 128H95L94 130H95L96 132L93 130ZM112 128H113V127H112ZM112 128H111V129H112ZM165 128H166V127H165ZM188 128H189V127H188ZM193 128H194V124H193ZM205 128H206V127H205ZM9 129H8V131L10 132V135H12L13 132H11ZM13 129H15V127H14ZM147 129H148V130H147ZM196 129H197V128H196ZM206 129L208 130V128H206ZM215 129L217 130L218 128H215ZM1 130H2V129H1ZM23 130H24V131H23ZM23 130H22V131L25 133V132H26L25 129H23ZM55 130H56V128H55ZM55 130H54V132H56V131L59 130V129H57L56 131H55ZM90 130H91V131H90ZM121 130H122V128H121ZM121 130H120V131H121ZM123 130H125V128H124ZM123 130H122V131H123ZM145 130H146V132H145ZM154 130H156V129H154ZM159 130H160V129H159ZM173 130H174V129H173ZM186 130H188V129H186ZM191 130H193V129H191ZM191 130L189 129V131H191ZM216 130H215V131H216ZM230 130L232 131V128H231ZM230 130H226V131H228V133H232L233 131L230 132ZM2 131H3V130H2ZM2 131H1V132H2ZM17 131H18V130H17ZM20 131H21V130H20ZM47 131H48V130H47ZM52 131H53V130H52ZM114 131H115V130H114ZM118 131H119V129H118ZM138 131H139L140 133L142 132L141 134H145V135H144V136L141 135L140 133H138ZM162 131L164 132V129H163V128L160 130V133H161ZM210 131H212V130H210ZM215 131H214V132H215ZM14 132H15V130H14ZM43 132H44V130H42L40 133H43ZM59 132H60V131H59ZM76 132H77V131H76ZM126 132L123 131V134L126 133ZM212 132H213V131H212ZM223 132H224V130L222 129V133H223ZM15 133H16V132H15ZM15 133H14V134H15ZM20 133H22V132H20ZM20 133H19V137L21 136ZM24 133H23V134H24ZM27 133H28V132H27ZM40 133H39V134H40ZM60 133H61V132H60ZM71 133L73 134V132H71ZM116 133L118 134L119 132H116ZM127 133H126L125 135H127ZM137 133H138V134H137ZM149 133H150V135H149ZM160 133H159V131H158V134H160ZM173 133H174V132H172V134H173ZM14 134H13L12 136H14ZM34 134H35V133H34ZM34 134H33V135H34ZM36 134H37V132H36ZM36 134L34 135V137H36L37 135H39V134H37V135H36ZM47 134H48V132H47ZM50 134H51V133H50ZM50 134H49V135H50ZM89 134L92 135V133H89ZM96 134H97V133H96ZM129 134H128V135H129ZM131 134H132V133H131ZM133 134H134V133H133ZM133 134H132V135H133ZM139 134H140V135H139ZM168 134H169V133H168ZM179 134H182V133H179ZM217 134H218V133H217ZM17 135H18V134H17ZM27 135H28V134H27ZM27 135H26V136H27ZM43 135H45V133H44ZM43 135H42V136H43ZM55 135H56V137H57V135H58V131L55 133ZM73 135L75 136V133H74ZM78 135H79V134H78ZM78 135H77V136H78ZM121 135H122V134H121ZM125 135H122V136H121V139H120L121 141H117L118 139H117V138H114L115 140L117 139V140H116L117 143H116V141H114V140H112V141L109 142V143H111V145H112L113 143H115V147L113 148V149H115V150H112V148L110 147V148H111L110 151H112V155L115 153V156H116V157H115V156L113 157L112 155H110V157H111L110 159L117 158V157H118V156H117L118 154L116 155V153H117L118 151H120L121 153H122V151H123V153H125L124 151L126 150L127 153H128V154L130 153L129 155H131V156L133 155V154H131V152H132V151H133L132 153L135 152L136 149L133 148L134 143L132 142L133 140H135L134 137H133L134 139L131 140L132 144L129 143V144L132 145V148H133L134 150H132L131 145H129L130 148L128 149V145H127L128 143H126L127 148H126V149L123 148L124 150L122 149V147H126L125 144H124V145H120V146H122V147H119V144H118V143L122 144L124 141H126V142H127V141H130V140L128 139V137H126L127 140L125 139V140L123 141V139H124L123 137H125ZM132 135H131V136H132ZM152 135H153V134H152ZM226 135H227V134H226ZM226 135H224V136H226ZM229 135H230V134H229ZM231 135H232V134H231ZM231 135H230V136H231ZM39 136H40V135H39ZM39 136H38V138H39ZM42 136H41V137H42ZM52 136H53V135H52ZM77 136H75V137H77ZM79 136H80V135H79ZM92 136H93V135H92ZM94 136H95V138H96V135H94ZM129 136H130V135H129ZM133 136H135V134H134ZM138 136H140V137L138 138ZM142 136L145 137V138H143ZM173 136H174L175 138L177 137V135L175 136L174 134H173ZM173 136H172V138H174ZM222 136H223V135H222ZM232 136H233V135H232ZM9 137H10V136H9ZM41 137H40V139H42ZM43 137H44V139H45L46 135L43 136ZM48 137H49V136H48ZM58 137H59V135H58ZM60 137H61V136H60ZM60 137H59V138H60ZM104 137H105V136H104ZM107 137H108V136H107ZM115 137H117V135H116ZM119 137H120V136H119ZM148 137H149V138H148ZM160 137H161V136H160ZM160 137H159V138H160ZM179 137H181V135H180ZM226 137H227V136H226ZM11 138H12V137H11ZM32 138H33V136H32ZM46 138H47V137H46ZM50 138H51V137H50ZM53 138L56 139L55 136H54ZM77 138H78V137H77ZM122 138H123V139H122ZM129 138L132 139L131 137H129ZM188 138H190V137H188ZM197 138H198V137H196L195 139L197 140ZM14 139H15V138H14ZM35 139H36V138H35ZM54 139H52V140H54ZM57 139H58V138H57ZM78 139H79V138H78ZM78 139L76 140V138H75L76 143H77L78 141L81 140V139H79V140H78ZM137 139H136V141H137V143H138V140H137ZM157 139H158V138H157ZM161 139H162V138H160V141H161ZM180 139H181V138H180ZM220 139H221V138H220ZM22 140H23V138H22ZM24 140H26V138H25ZM30 140L33 141L32 139H30ZM42 140H43V139H42ZM47 140H48V139H47ZM52 140H49V141L47 142V144H48V143H52V142H53ZM154 140H155V139H154ZM193 140H194V139H193ZM199 140H203V139L201 138V139H199ZM199 140H198V141H199ZM27 141H29V139L26 140L24 143H26ZM38 141H39V140H37V142H38ZM50 141H51V142H50ZM113 141H114V142H113ZM136 141H134V142H136ZM150 141H151V142L153 141L152 144H151V143L149 144ZM160 141H159V142H160ZM165 141H166V140H165ZM175 141L179 142V140H177V139H175ZM34 142H35V141H34ZM34 142H33V143H34ZM42 142L44 143V141H41V143H42ZM54 142H55V140H54ZM60 142H61V141H60ZM80 142H81V141H80ZM80 142H79V145H82V144H83L84 146H85V143H87L86 141H85V143H83V141H82V144H81ZM121 142H122V143H121ZM141 142H139V144H141ZM162 142H163V141H162ZM199 142H200V143H199V146H200L201 141H199ZM12 143H13V142H12ZM12 143H11V144H12ZM17 143H18V139H17ZM28 143H29V142H28ZM38 143H40V141H39ZM45 143H46V142H45ZM61 143H62V142H61ZM66 143H67V142H66ZM146 143H147L148 145H147ZM197 143H198V142H197ZM211 143H212V142H211ZM211 143H210L209 148L211 147V149H213V146H214V145L211 144ZM18 144H19V143H18ZM18 144H17V145H18ZM116 144H118V145H117L118 147L116 146ZM139 144H136V143H135V146H134V147H137V146L139 147V146H140ZM158 144H159V143H158ZM193 144H194V143H193ZM208 144H209V143H208ZM19 145H20V144H19ZM40 145H41V144H40ZM43 145H44V144H42V146H43ZM52 145H54V146H52ZM52 145L50 144L49 148H51V147H54V148H55L56 143H53ZM57 145H59V142H58ZM66 145H67V144H66ZM66 145H64V142H63V145H61V146L66 147ZM83 145H82V146H83ZM111 145H110V146H111ZM136 145H137V146H136ZM181 145H182V144H181ZM203 145L205 146V143H203ZM13 146H14V145H13ZM23 146H24V145H23ZM42 146H41L42 151L44 152V154H46V152H45V150H43V147H42ZM59 146H60V145H59ZM142 146H140V148H143ZM150 146L152 147L153 150L151 149ZM153 146H154V148H153ZM161 146H162V145H160L159 147H161ZM182 146L186 147L185 144L182 145ZM182 146H179V147H182ZM191 146H193V145H191ZM199 146H198V145H194L195 148H193V149H196V148H198ZM33 147H34V146H33ZM33 147H32V148H33ZM45 147H47V146H45ZM71 147H72V146H71ZM108 147H109V146H108ZM163 147H164V145H163ZM177 147H178V146H177ZM201 147H202V146L199 147V148H200L199 151H201V152L198 151L199 153H203L202 151L204 150V147H202V148H201ZM207 147H208V146H207ZM207 147H205V148L207 149ZM223 147H224V148H228L229 146L226 147V145H225V146H223ZM10 148H11V147H10ZM27 148H29V147L27 146ZM41 148H40V149H41ZM54 148H51V149H54ZM61 148H63V147H61ZM116 148H118V151H116ZM169 148H170V147H169ZM216 148H217V147H215V149H216ZM219 148H221V147H219ZM35 149H36V147H35ZM37 149H39V148L37 147ZM40 149H39L38 151H41ZM51 149H49V150H51ZM56 149H57V148H56ZM56 149L54 150L55 153H56ZM59 149H60V148H59ZM121 149H122V151H121ZM127 149H128V150L131 149V151L128 152ZM137 149H138V148H137ZM161 149H162V147H161ZM161 149H160V150H161ZM187 149H189L188 146H187ZM201 149H202V150H201ZM206 149H205L204 151H206ZM215 149L213 150V154L215 153V157H216V152H218V154H220V152H222V151L219 152V151L217 150L216 152H214ZM217 149H218V148H217ZM228 149H229V148H228ZM27 150H28V149H27ZM27 150H26V151H27ZM33 150H34V148H33ZM140 150H141V149H140ZM140 150L138 149V150H136V151L140 152ZM142 150H143V151L140 152L141 155H142V153H145V150H144V149H142ZM24 151H25V150H23L22 153H24V155H25L26 151H25V152H24ZM28 151H29V150H28ZM35 151H36V150H35ZM42 151H41V152H42ZM113 151H114V152H113ZM152 151H153V152H152ZM170 151H171V150H170ZM208 151H209V150H208ZM211 151H212V150H211ZM31 152H32V151H31ZM36 152H37V151H36ZM51 152H53V151H50V153H51ZM60 152H61V150H60V151L58 150V153H60ZM63 152H64V150H63ZM89 152L91 153V150H89ZM106 152H107V150H106ZM120 152H118V153H120ZM151 152H152V153H151ZM157 152H158V151H157ZM174 152H175V151H174ZM187 152H188V151H187ZM209 152H210V151H209ZM209 152H208V153L205 152V154H210ZM225 152H227V150H225L224 153H225ZM34 153H35V152H34ZM37 153H39V152H37ZM47 153H49V152L47 151ZM58 153H57V154H58ZM78 153H80V152H78ZM78 153H77V154H78ZM104 153H105V152H104ZM121 153H120V154H121ZM123 153H122V155L119 154V157H120V158H121L122 156L124 157V155L128 157V154L126 155V153H125V154L123 155ZM5 154H6V156L9 155V154L6 153V152H5ZM7 154H8V155H7ZM27 154H28V152H27ZM32 154H33V153H32ZM32 154L30 153V155H32ZM40 154H41V155H40ZM40 154H39V156H41L40 160L44 158L42 163H44V160H45V159H46L45 161H47V159H48V161H51V160H49V158H51V157H48V158H47V157H42L44 154H42V153H40ZM60 154H61V153H60ZM186 154H187V153H186ZM218 154H217V155H218ZM225 154H226V153H225ZM227 154H228V153H227ZM227 154H226V155H227ZM30 155H29V156H30ZM33 155H34V154H33ZM35 155H36V153H35ZM35 155H34V158L31 160L32 162L30 161L29 164L27 163L28 160H30L28 157H27L28 160H25V162L27 161L26 163L24 162L23 159H22L23 161L21 160L22 162H24L25 165L27 164V165H28L27 168H28L29 170H30V168H31V169L33 170V172H35V171H34L35 168H36L35 165H37V168H38V166L42 167L45 163H46L45 166H46V165L48 166V164H49V163L47 164V162H45L44 164H42L41 162H39V163H40V164H39V163L37 162L39 165L36 164V158H35V157H37V156H35ZM37 155H38V154H37ZM46 155H47V154H46ZM46 155H45V156H46ZM48 155H49V154H48ZM48 155H47V156H48ZM50 155H51V154H50ZM54 155H55V154H54ZM143 155H142V156H143ZM25 156H26V155H25ZM27 156H28V155H27ZM39 156H38V157H39ZM142 156H141V157H142ZM155 156H156V155H155ZM177 156H178V155H177ZM181 156H182V155H181ZM181 156L179 155V158H180V159L183 158V157H181ZM186 156H187V155H186ZM189 156H190V155H189ZM203 156H205V155H203ZM206 156L209 157V155H206ZM213 156H214V155H213ZM213 156H212V154H211L210 157H213ZM222 156H223V152H222ZM224 156H225V155H224ZM8 157H9V156H8ZM8 157H7V158H8ZM32 157H33V156H32ZM53 157L56 158V156H53ZM84 157H85V156H84ZM102 157H103V156H102ZM108 157H109V156H108ZM127 157H125L126 160H128ZM129 157H130V156H129ZM137 157H138V156H137ZM150 157H151V158H150ZM174 157H175V156H174ZM208 157H207V158H208ZM215 157H214V158H215ZM217 157H218V156H217ZM7 158H6V159H7ZM22 158H25V157H22ZM76 158H77V161H78V162H79V160L81 159L80 156H79V154H78V157H77V155H76ZM76 158H75V156H74V158L72 157V159H76ZM79 158H80V159H79ZM104 158H105V157H104ZM130 158L133 159V156L130 157ZM134 158H135V157H134ZM189 158H193V159H194L195 157L190 156ZM20 159H21V158H20ZM20 159H18V161H19ZM25 159H26V158H25ZM72 159H71V161H73ZM121 159H122L121 162H120V160H118L120 163H124L123 161H126V160H124V158H121ZM132 159H129V161H127V163L125 162L123 165L121 164L122 167H123L122 170H121V172H122L123 175L121 174V172H119V171H120V167H119V166H120V163L117 162V160H115V159H114L115 161H113L114 163H113V166H112V168L114 167V169L106 170L107 173H110V170L113 171V172H111L110 174H111V177H113V178H111V179H113V181H115V183H116V181L118 180V179H117L118 177L123 178V177H125L126 173H127V175L129 174V173L127 172L128 170H125V169H128L129 167H134V166H133L134 163H135V166L137 167V164L141 161V160L139 159V157H138L137 159L135 158V159H136V162H137L138 159H139L138 163H136V162L134 161L135 159H133V161H134V162H133ZM144 159H145V158H144ZM180 159H178V160H180ZM208 159H210V158H208ZM216 159H219V157L216 158ZM11 160H12V159H11ZM33 160L35 161V164H34V165L31 164V163H34ZM37 160H38V158H37ZM40 160H38V161H40ZM53 160H54V159H53ZM53 160H52V161H53ZM57 160H59V158H57ZM148 160H147V161H148ZM153 160H154V158H153ZM182 160H183V159H181V161H182ZM184 160H185V159H184ZM184 160H183V161H184ZM188 160H189V159H188ZM191 160H192V159H191ZM196 160H197V159H196ZM221 160H222V159H221ZM21 161L16 163V165H17L16 168L19 166V163L21 164L19 167H22V168L25 167V165H24V167L22 166L23 164H22ZM54 161H55V160H54ZM81 161H83V160H81ZM130 161H132L133 164L130 163ZM145 161H146V160H145ZM157 161L159 162V160H157ZM166 161H170V160L168 159V160H166ZM181 161H179V167L181 166V165H180V164H181ZM214 161H215V159H214ZM217 161H218V160H217ZM217 161H216V162H217ZM8 162H9V161H8ZM55 162H56V161H55ZM55 162H53V163H55ZM115 162H116L117 167H118L117 169H116V167H115V166H116ZM148 162H150V161H148ZM148 162H147V166H148V164H149ZM155 162H156V161H155ZM184 162H185V161H184ZM198 162H199V161H198ZM210 162H211V161H210ZM53 163H52V164L50 163L51 166L53 165ZM70 163H72V162H70ZM79 163L82 164L83 162H79ZM79 163H78V165H79ZM118 163H119V165H118ZM150 163H151V162H150ZM153 163H154V162H153ZM217 163H218V162H217ZM219 163H220V162H219ZM30 164L32 165V167H31ZM41 164H42V166H41ZM81 164H80V165H81ZM125 164H127V165L130 164V165H128V166L126 165V167H125ZM131 164H132V165H131ZM144 164H145V163H144ZM144 164H143V166H144ZM154 164H155V163H154ZM166 164H168V166L170 167L169 162L166 163ZM176 164H177V163H176ZM176 164H175V166H176ZM182 164H185V163H182ZM197 164H199V167L202 166V165H200V164H202V163H197ZM225 164H226V163H225ZM12 165H13V164H12ZM27 165H26V166H27ZM29 165H30V167H29ZM80 165H79V166H80ZM141 165H142V164H141ZM149 165H150V164H149ZM160 165H161V164H159L158 167H159ZM191 165H192V164H191ZM193 165H194V164H193ZM204 165H206V164H203V166H204ZM220 165H221V164H220ZM223 165H224V163H223ZM226 165H228V164H226ZM47 166H46V167H47ZM51 166H50V167H51ZM104 166H105V169H106L107 164L104 165ZM104 166L102 165V168H103V169L101 168L100 165H99V166L97 165V167L94 166V168H95V169L97 168L98 171L95 170V169H92V170H93L92 173H96V172H97V175H100V171H101V174H102V176H103L104 173L102 172V170H105V169H104ZM108 166H110V165H108ZM145 166H146V165H145ZM13 167H14V166H13ZM19 167H18V169H19L20 171H22V170H21L22 168L20 169ZM43 167H44V166H43ZM50 167L48 166V169H50ZM77 167H78V166H77ZM77 167H76V169H77ZM98 167H100L101 170H100ZM124 167H125V168H124ZM153 167H154V166H153ZM155 167H156V164H155ZM162 167H163V166H162ZM184 167H186V168H184ZM189 167H190V166H189ZM192 167H193V166H192ZM16 168H15V169H16ZM33 168H34V169H33ZM44 168H45V167H44ZM52 168H53V167H52ZM52 168H51L50 170H52ZM109 168H110V167H109ZM147 168H148V167H147ZM147 168H146V169L144 168V169L141 170V171L143 172L144 170H147ZM151 168H152V167H151ZM159 168H160V167H159ZM159 168H156V170L158 171ZM163 168H164V167H163ZM163 168H162V169H163ZM165 168H166V169H165L166 171H169V170H167V169H168V168H167V165H165ZM187 168H188V167H187V164H186L185 166L183 165V170H185V169H187ZM201 168H202V167H201ZM12 169H13V168H12ZM24 169H25V168H24ZM24 169H23V171L21 172V174L25 172L24 175H26L27 178H26V177H22V178H23V179L26 178V179L29 180L30 178H32V177H29V176H31V174L28 173V170H27V169H25V171H24ZM45 169L48 170L47 168H45ZM78 169H79V167H78ZM78 169H77V170H78ZM88 169H89V168H88ZM123 169H124V172H123ZM154 169H155V168H154ZM169 169H170V168H169ZM178 169H179V168L177 167V170H178ZM190 169H191V168H190ZM193 169H194V168H193ZM195 169L197 170V168H195ZM204 169H205V167H204ZM13 170H14V169H13ZM77 170L75 171V173L77 172ZM94 170H95L96 172H94ZM116 170H117L116 173H120V174H121V175H119L118 177L115 175V174H116V173H115ZM139 170H140V169H139ZM172 170H174V169H172ZM196 170H195V171H196ZM210 170H211V168H210ZM9 171H10V173H11V169H10ZM17 171H18V170H17ZM26 171H27V172H26ZM37 171H38V170H37ZM125 171H126V172H125ZM137 171H138V170H137ZM159 171H160V170H159ZM15 172H16V171H13V172L11 173V174L14 173V175H13L14 177H15V175H16ZM39 172H40V171H39ZM104 172H105V171H104ZM142 172H141V173H142ZM154 172H155V171H153L152 175L155 174ZM201 172H202V171H201ZM16 173H17V172H16ZM27 173L30 174V175H27ZM35 173H37V172H35ZM75 173H74V174H75ZM112 173L114 174L113 176H112ZM158 173H159V172H158ZM161 173H163V171H161ZM17 174H19V171H18ZM74 174H73V175H74ZM110 174H109V175H110ZM124 174H125V175H124ZM146 174H147V172H146ZM156 174H157V173H156ZM24 175H23V176H24ZM68 175H70V174H68ZM75 175H76V174H75ZM75 175H74V176H75ZM94 175H95V174H94ZM109 175H108V176H109ZM117 175H118V174H117ZM147 175H148V174H147ZM157 175H158V174H157ZM16 176H17V175H16ZM39 176H41V175L39 174ZM122 176H123V177H122ZM145 176H146V175H144V177H145ZM148 176H149V175H148ZM28 177H29V178H28ZM86 177H87V176H86ZM86 177H85L86 180H84V182H86V181L89 179V180L87 181V183H86V184L88 185V184H90V178H88V177L86 178ZM126 177H127V179L129 180L128 176H126ZM126 177H125V179L123 178V179L121 180L122 182L120 181L121 178L118 180V182L120 181L119 183H121L122 185L119 184V183H117V184L115 185V183H113V182L111 181V179H110V181H111V183H112L113 185H115V186H118V184H119V186H124V184L126 185V182L128 181V180L126 181ZM151 177H152V176H151ZM46 178H47V177H46ZM52 178H53V177H52ZM74 178H75V177H74ZM115 178H116V179H115ZM149 178H150V176H149ZM147 179H148V178H147ZM20 180H21V179H20ZM28 180H27V181H28ZM47 180H49V181L51 182L50 178L47 179ZM70 180H71V179H70ZM91 180H92V179H91ZM106 180H107V181H106L105 183L108 182V179H106ZM124 180H125V181H124ZM148 180H149V179H148ZM155 180H156V179H155ZM49 181L46 182V184H47V185L45 184L46 186L43 184V186H44V187H47V189H46V188H43V189H44V193H45V195H46L45 198H47V195H49L48 198L50 199V194H48V192H49L48 190H49V188H51V186H50L51 183H49ZM92 181H93V180H92ZM92 181H91V183L94 182V181H93V182H92ZM161 181H162V179H161ZM182 181H183V180H182ZM19 182H20V181H19ZM69 182H70V181H69ZM88 182H89V183H88ZM154 182H155V181H154ZM156 182H157V181H156ZM41 183H42V182H41ZM123 183H124V184H123ZM127 183H129V182H127ZM135 183H136V182H135ZM135 183L133 182V184H132V185L134 186V188H136L135 185H137V183H136V184H135ZM158 183H159V182H158ZM48 184H49V185H48ZM95 184H96V181H95ZM101 184H102V183H101ZM130 184H131V183H130ZM153 184H155V183H153ZM87 185H86V187H88ZM90 185H91V184H90ZM103 185H104V184H103ZM103 185H102V186H103ZM128 185H129V184H128ZM132 185H131V186H132ZM7 186H8V188H9V185H7ZM43 186H42V187H43ZM71 186H72V185H71ZM91 186H93V185H91ZM147 186H149V185H147ZM5 187H6V186H5ZM72 187H73V186H72ZM72 187H71V188H72ZM98 187H99V186H98ZM141 187H142V186L138 187V189L141 188ZM89 188H91V187H89ZM89 188H88V190H89ZM96 188H97V187H96ZM100 188H101V187H100ZM132 188H133V187H132ZM43 189L39 191V192H40V195H43V194H44V193H43ZM45 189L48 191L47 193H46V190H45ZM69 189H70V188H69ZM72 189H74V188H72ZM104 189H105V188L103 187V190H104ZM108 189H109V188H108ZM90 190H92V189H90ZM90 190H89V191H90ZM98 190H99V189H98ZM103 190L101 189L102 193H103V192H104V193H103V194H102V193L100 194V195H102V196H100V195L98 194V192H97L98 197H97L96 199H97V201H100V202H97V201L95 200V201L97 202V204H98L97 206L95 205V206H96L95 210L99 209V211H100V210L102 209V207H98V206H102V204H103L104 202L102 203L101 201H103L104 197H105L104 200H106V196H107V195H105V194L108 193V192H110V191H111V192L113 191V190H111V189H109L110 191H108V190H106V191L104 190V191H103ZM128 190H129V188H128ZM139 190H140V189H139ZM41 191H42V192H41ZM68 191H69V190H68ZM72 191H73V192H72L73 194L70 192V196H72V195H74V194L76 195V191H75V192H74V190H72ZM137 191H138V190H137ZM4 192H5V191H4ZM39 192H38V193H39ZM94 192H95V191L92 190V193H94ZM105 192H106V193H105ZM115 192H116V191H115ZM117 192H119L120 194H118ZM117 192H116V193H117L119 196H117V194L115 195L114 192H112V193H110V194H112V196L115 195V196L117 197V199L120 200V202H122V201L124 202V201L127 200V199H126L127 197L125 196L126 198L123 197V199H122V201H121V198H122V195H123V194H121L122 191H121V192H120V191H117ZM124 192H127V194H128V192H130V191H124ZM2 193H3V192H2ZM8 193H9V190H8ZM99 193H100V191H99ZM132 193H133V192H132ZM135 193H136V192H135ZM0 194H1V193H0ZM5 194H6V193H5ZM9 194H10V193H9ZM67 194H69V193L67 192ZM71 194H72V195H71ZM94 194H96V193H94ZM75 195L73 196L74 199H75ZM103 195H104V196H103ZM120 195H121V196H120ZM130 195H131V194H130ZM135 195H136V194H135ZM137 195H138V194H137ZM6 196H7V195H6ZM6 196H4V197H6ZM66 196H67V195H66ZM70 196L68 195L69 198H67V200H66V198H65V202H67L68 199H71V198H72V197H70ZM112 196H111V197H112ZM115 196H113L112 201L116 199ZM123 196H124V195H123ZM95 197H96V195H95ZM95 197H94V198H95ZM99 197H101V198H103V199H101V198H99ZM111 197H110V198H111ZM133 197H134V195H133ZM7 198H8V196H7ZM129 198H130V197H129ZM129 198H128L127 201H129ZM139 198H140V197H139ZM2 199H3V198H2ZM5 199H6V198H5ZM18 199H19V198H18ZM42 199H43V198H42ZM124 199H126V200H124ZM132 199H133V198H132ZM132 199H131V201H132ZM21 200H23V198H22ZM79 200H80V199H79ZM107 200H108V201H111L108 197H107ZM107 200H106V201H107ZM119 200L115 201V202H116L115 205H113L114 203L112 204L111 202L108 203V204L110 205V206H108L109 209H110V207L113 209L114 207H116V205L118 206L117 203L119 202ZM2 201H3V200H2ZM2 201L0 202L1 204H2ZM73 201H74V200H73ZM80 201H81V200H80ZM106 201H105V203H106ZM108 201H107V202H108ZM127 201H126V202H127ZM42 202L44 203L43 200H42ZM70 202H71V201H70ZM74 202H75V201H74ZM74 202H72V203H74ZM81 202H82V201H81ZM96 202H95V203H96ZM123 202H122V204H123ZM129 202H130V201H129ZM132 202H133V201H132ZM134 202H135V201H134ZM140 202H142V201L140 200ZM140 202H139V204H141ZM4 203H5V202H4ZM72 203H69V204H68V202H67L68 206H69L70 204L72 205ZM100 203H101V205H100ZM127 203H128V202H127ZM6 204H8V201H7ZM6 204H5V205H6ZM67 204H66V205H67ZM75 204H77V203L75 202ZM130 204H131V203H130ZM134 204H136V203H134ZM137 204H138V203H137ZM5 205H4V206H5ZM41 205H42V204H41ZM71 205H70V207H71ZM78 205H79V204H78ZM78 205H76V206H78ZM112 205H113V206H112ZM119 205H120V203H119ZM125 205H126V204L124 203V206H125ZM128 205H129V204H128ZM131 205H132V204H131ZM0 206H2V205H0ZM6 206H7V205H6ZM68 206H67V207H68ZM120 206L122 207L123 205H120ZM129 206H130V205H129ZM136 206H137V205H136ZM2 207H3V206H2ZM53 207H54V206H53ZM73 207H74V208H71L72 210H73V209H74V210H75V209H76V210L79 209V208H75L74 205H73ZM134 207H135V206H134ZM4 208H5V207H4ZM103 208H104V207H103ZM68 209H69V211L71 210L69 207H68ZM106 209H107V208H106ZM106 209H105V210H106ZM112 209H111V211H110V214L113 213L112 211H113L114 209H113V210H112ZM119 209H120V208L116 207V210H118V214H117V211H115V210H114V213L117 214V217H116V215H115L116 218H118V217H119V214H120V217H121L120 220H121L122 217H123V216H121V214L123 215V212H124L125 210H123V212H122V211H121L122 208H121V209H120L121 212H120ZM124 209H126V208H124ZM132 209H133V208H132ZM1 210H3V209H1ZM72 210L70 211L71 214L74 213V214L79 215L78 212H77L76 210H75L76 213H75V211H72ZM95 210H94V211H95ZM107 210H108V209H107ZM53 211H54V210H53ZM53 211L51 210V212H53ZM78 211H79V210H78ZM97 211H98V210H97ZM97 211H96V212H97ZM126 211H129V212H130V209L127 208ZM131 211H132V210H131ZM133 211H134V210H133ZM49 212H50V211H49ZM49 212H48V213H49ZM51 212H50V213H51ZM101 212H102V211H101ZM101 212L99 213V215H101V217H102L103 214H101ZM104 212H105V211H104ZM108 212H109V211H108ZM111 212H112V213H111ZM129 212H128V213H129ZM23 213H24V212H23ZM45 213H46V212H45ZM93 213H94V212H93ZM46 214H47V213H46ZM46 214H45L44 218L47 217L48 214H47V215H46ZM51 214H53V213H51ZM74 214H72V215L74 216ZM86 214H87V213H86ZM107 214H109V213H107ZM124 214H126V213H124ZM129 214H131V213H129ZM54 215L57 216V214H54ZM89 215H90V214H89ZM105 216H106V215H105ZM112 216H114V215H112ZM112 216H111V217H112ZM126 216H127V215H126ZM49 217H50V216H49ZM52 217H53V216H52ZM52 217H50V218H52ZM99 217H100V216H99ZM101 217H100V218H101ZM111 217H110V218H111ZM124 217H125V215H124ZM129 217H131V216H129ZM50 218H49V219H48V218L45 219V222H46V220H47V221H48V220L51 221L52 219L50 220ZM54 218H56V217L54 216ZM57 218H58V217H57ZM90 218H92V217H90ZM90 218H89V219L87 218L86 221H89ZM95 218H97V217H93V221H94V220L97 221L98 218H97V219H95ZM102 218H103V217H102ZM107 218H108V217H107ZM11 219H12V218H11ZM22 219H24V218H22ZM103 219H104V218H103ZM105 219H106V218H105ZM105 219H104V222H107ZM127 219H128V218H127ZM132 219H133V217H131V220H132ZM136 219H137V217H136ZM13 220H14V219H13ZM54 220H55V219H54ZM56 220H57V219H56ZM77 220H78V219H77ZM109 220H110V221H109ZM109 220H108V221H109L108 224H110V223H112V221H114V219H113L112 221H111V219H109ZM133 220H134V219H133ZM1 221L3 222L4 220H0V222H1ZM17 221H19V220H16V222H17ZM20 221H21V220H20ZM20 221L18 222L19 224H20ZM22 221H24V220H22ZM22 221H21V222H22ZM90 221H92V219H91ZM90 221H89V222H90ZM99 221H101V220H99ZM128 221H129V220H128ZM16 222H15V220H14V223H13V221H12L11 226H10L9 224H6V225H8V227L2 223V225H4V226H0V228L3 227V229H1V230L4 231V230H5L4 228H6V227H7V228H9V226H10V227H14V229L16 228L15 231L17 232V234H18V233H21L20 235H19V234H18V235H19V236H23V239L25 240V233H23V231H22L20 228H19V230H18V228H17V226H16L18 223H16ZM51 222H52V221H51ZM123 222H124V221H123ZM125 222H127V221H125ZM125 222H124V229H126V228H125ZM52 223H53V222H52ZM52 223L49 224V223L46 222V225H47L46 227H49V226H50V228H48V229H49L48 231H49V232H52L53 230H55V231L52 232V233H54V235H56V234L58 233V232L56 233V231H57V230H56V229H57L56 226H57V225L55 224V227H53ZM55 223H56V222H55ZM60 223H61V222H60ZM92 223H93V222H92ZM113 223H114V222H113ZM0 224H1V223H0ZM15 224H16V225H15ZM19 224H18V226H19ZM53 224H54V223H53ZM90 224H91V223H90ZM101 224H102V223H101ZM104 224H107V223H104ZM117 224H118V223H117ZM12 225H15L16 227H15V226H12ZM20 225H21V224H20ZM43 225H44V224H43ZM51 225H52V227H51ZM94 225H96V224H93V225H91V226L94 228V227H95ZM98 225H99V224H98ZM102 225H103V224H102ZM102 225H101V226H102ZM111 225H112V224H111ZM111 225H110V226L107 225V226H108V227H111ZM37 226H38V225H37ZM44 226H45V225H44ZM99 226H100V225H99ZM103 226H105V225H103ZM105 227H106V226H105ZM122 227H123V226H122ZM52 228H53V229H52ZM55 228H56V229H55ZM120 228H121V226L119 227V229H120ZM9 229H10V231H11V229L13 230V228H9ZM50 229H51V231H50ZM109 229H110V228H109ZM17 230H18V231H17ZM31 230H32V229H31ZM76 230H77V229H76ZM13 231H14V230H13ZM15 231L12 233V235H13L14 233H16ZM21 231H22V232H21ZM32 231H33V230H32ZM45 231H47V230L45 229ZM77 231H78V230H77ZM77 231H75V232L73 233V235H74L75 233L77 234L76 236L74 235L75 237H74L73 235H71L72 237L75 238V244H76L77 240L80 239V235H79V237H78V234H81V233H82V232L80 233V231H78V232H77ZM81 231H82V230H81ZM86 231H87V230H86ZM86 231H85V233H87ZM101 231H102V235L105 234V237L107 236V233H106V232H108L109 234H111V232L106 231V230H101ZM103 231H106V232L103 234ZM114 231H115V230H113L112 233H113L114 236H115V233H116V232L114 233ZM11 232H12V231H11ZM30 232H31V231H30ZM49 232H47V234H48ZM98 232H99V231H97L96 233H98ZM122 232H124V231H122ZM0 233L2 234V231H1ZM5 233H6V232H5ZM33 233H34V232H32L31 235H33ZM109 234H108V236H109ZM113 234H112V235H113ZM122 234H123V233H122ZM6 235H8V233H6ZM10 235H11V234H9V237H12V236H10ZM37 235H38V234H35V233H34V236H36V238H35L34 236H32V239H34V238H35V239H38ZM42 235H43V237H44V234H42ZM54 235H51V237L53 238ZM81 235H82V237H83V233H82ZM85 235H86V234H85ZM90 235H92V234L87 233V235H86V237L88 238V241H89L90 238H91ZM102 235H101V236H102ZM28 236H29V235H28ZM38 236H39V235H38ZM66 236H67V235H66ZM101 236L99 235L98 237H101ZM108 236H107L106 238H108ZM110 236H111V235H110ZM13 237H14V239H15V237H17V239L21 238V237L16 236L15 234H14ZM33 237H34V238H33ZM39 237H41V236H39ZM49 237H50V236H49ZM67 237H68V236H67ZM67 237H66V238H67ZM102 237H103V236H102ZM2 238H3V237H2ZM47 238H48V237H47ZM109 238H112V236L109 237ZM44 239H45V237H44ZM49 239H50V238H49ZM81 239H82V238H81ZM81 239H80V240H81ZM91 239H92V238H91ZM99 239H100V238H98V242L100 241ZM104 239H105V238H104ZM104 239L101 238V241H102V242L105 241ZM114 239H115V237L113 238V240H114ZM12 240H13V238L11 239V242H10V243H12ZM72 240H74V239H72ZM80 240H79L78 243H80V244H84L83 241H82L83 239L81 240L82 242H81ZM96 240H97V239H96ZM96 240H93V241L95 242ZM9 241H10V240H9ZM9 241H8V242H9ZM17 241L20 242V243L18 242V245H19V244L21 245V242H22L23 240H22V241H21V240H17ZM17 241H14V242L17 243ZM33 241H34V240H33ZM38 241H39V240H38ZM40 241H41V240H40ZM40 241H39V242H40ZM86 241H87V240H86ZM93 241H92V242H93ZM6 242H7V241H6ZM8 242H7V243H8ZM39 242H38V243H39ZM84 242H85V241H84ZM92 242L89 243L90 246H91ZM10 243H9V245H10ZM15 243H13V245H14ZM22 243H23V242H22ZM70 243H71V242H70ZM73 243H74V242H73ZM39 244H40V243H39ZM41 244H42V243H41ZM80 244H79V246H80ZM85 244H86V243H85ZM89 244L82 245L83 247L85 246V249H84V250L87 251L86 246H88ZM100 244H102V243H100ZM100 244H99V245H100ZM103 244H105V243H103ZM13 245H12V246H13ZM16 245H17V244H16ZM16 245H15V246H16ZM20 245H19V248H20L19 250L21 251V248H22L23 244H22L21 247H20ZM24 245H25V244H24ZM92 245H94V244H92ZM106 245H107V242H106ZM106 245H105V246H106ZM27 246H28V245H27ZM42 246H44V247H42V248H45V247H46L45 244H42ZM68 246H69V245L67 244V247H68ZM82 246H81V247H82ZM101 246H102V245H101ZM103 246H104V245H103ZM103 246H102V247H103ZM105 246H104V247H105ZM6 247H8V246H6ZM16 247H18V246H16ZM37 247H39V246H37ZM83 247H82V248H83ZM88 247H89V246H88ZM88 247H87V248H88ZM93 247H95V245H94ZM104 247H103V248H104ZM110 247H111V244H110ZM10 248H11V247L9 246V249H10ZM12 248H13V247H12ZM69 248H70V247H69ZM89 248H90V247H89ZM91 248H92V247H91ZM3 249H4V250H3ZM3 249L1 248V250H3L4 253H5V248H3ZM9 249H7V250H8V253H9L8 255H6L7 252H6V254H3V255H6V257L9 256L11 253L13 254V252H16V251H15V248H13L14 250L12 249L13 252H12L11 250H10V251H11V252H10ZM23 249H24V246H23ZM34 249H35V248H34ZM39 249H40V248H38L37 250L39 251ZM74 249H75V247H74ZM95 249H96V247H95ZM95 249H94V252H97V251H95ZM101 249H102V248H101ZM41 250H42V249H41ZM43 250H44V249H43ZM96 250H98V248H97ZM3 251H0V252H3ZM17 251H18V249H17ZM22 251H23V252H21V253H16V255H17V254H20V255L22 254V256H21L22 258H21L20 256H19L20 258L18 257V259H19L20 261L17 259V260H18V261H17L18 263H17L16 261H14V260H10V261H12V262H10V261L7 260V259H5V260L9 261V264H14L15 262H16V264H24L26 261H27L26 264H29V263H28V260H29V261L31 260L32 262L34 261V263L31 262L32 264H39L38 262L35 263V262H36V258H37V257L35 256L36 254L33 256L34 253H31V254H30V253L28 252V253H29L28 255H31L30 257L33 256V258H34V257H36V258L33 259V258H30V257H29V258H27V259H28V260H27V259L23 258V257H24L23 254H27V253H26V252L24 253V250H22ZM28 251H29V250H28ZM35 251H36V250H35ZM88 251H89V250H88ZM91 251H92V253H90ZM91 251H90L88 254H94L93 249H91ZM103 251H104V250H103ZM42 252H43V251H41V253H42ZM83 252H84V251H83V249H82V252H80V254H82ZM37 253H38V252H37ZM41 253H40V254H41ZM88 254L85 253V255H88ZM1 255H2V254H1ZM13 255H14V254H13ZM28 255H26V256L28 257ZM83 255H84V254H83ZM95 255H96V254H95ZM102 255H104V254H102ZM17 256H18V255H17ZM41 256H42V254H41ZM79 256H80V255H79ZM81 256H82V255H81ZM100 256H101V255H100ZM10 257H12V255H10L8 258L10 259ZM15 257H16V256H15ZM42 257H43V256H42ZM2 258H3V257L1 256L0 260H1ZM13 258H14V257H12V259H13ZM16 258H17V257H16ZM16 258H15V260H16ZM38 258H40V257H38ZM21 259H24V261L21 260ZM72 259H73V257H72ZM5 260H1V262H2V261L4 262ZM25 260H26V261H25ZM102 260H103V259H102ZM104 260H105V259H104ZM21 261H23V262H21ZM40 261H41V260H40ZM80 261H82V260H80ZM87 261H88V262H89V261L91 262V260H87ZM93 261H94V260H92V262H93ZM99 261H100V260H99ZM13 262H14V263H13ZM19 262H20V263H19ZM88 262H85V261H84V263H86V264H88ZM95 262H96V261H95ZM101 262H102V261H101ZM1 264H2V263H1ZM5 264H6V263H5ZM78 264H79V263H78ZM91 264H92V263H91ZM94 264H97V263H94ZM99 264H100V263H99ZM101 264H102V263H101Z\"/></svg>","mask_w":264,"mask_h":264}]
</instances>
